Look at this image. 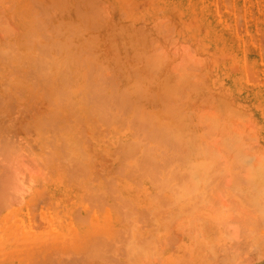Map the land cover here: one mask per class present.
<instances>
[{
	"label": "rangeland",
	"instance_id": "obj_1",
	"mask_svg": "<svg viewBox=\"0 0 264 264\" xmlns=\"http://www.w3.org/2000/svg\"><path fill=\"white\" fill-rule=\"evenodd\" d=\"M0 1L2 2V4L0 3V7H1L0 13H2V15H0V17L1 16L2 17L3 16L8 17L9 15H11L14 19L13 20L12 18H10L11 16L8 19H6L5 17H3L5 19L2 18L3 22L4 23L6 22L5 23L6 29H8V26L10 25L9 27H11L10 28L11 30H8V32L11 31V34H9V36H8V32L6 31V29L0 28L4 33L6 32V34H7V35L3 34L2 31L0 30V33L2 35H5V41H4V40H2L4 38L0 34V50H4V52L0 51V53H3L2 54L3 57H4V55H6L8 53V52L6 53L7 48L9 49L8 45L11 44L12 39H13L14 44L12 43V45H15V46H12V45H11L12 47L10 46L11 50L10 49H9L10 51L8 50L10 52V53H8V56L10 55L11 58L10 57H8V58L12 59V58H14L13 56H16V58H14V59L19 60L18 64H17V60L13 59V60L9 61V60H7L8 58L6 55L4 59L1 56L2 60H4V62L6 60V62L5 63L3 61H2V63L0 62V149L1 148L3 149V147L5 146L4 144H6L7 148L10 146L9 147L10 150H8V151H10V153H11V155H10V153L6 152L8 155L11 156V159H10V156H7V154L5 152H1L2 150L0 151V179L1 180L3 179L2 182L4 184H6L5 182H7V185L9 183L8 181L12 180V182H13V183L11 182V184L9 183L8 187H7V185L3 184L4 187L6 186L7 188L5 187L3 189V185H2L3 190H0V264H104V262H105V264H107L106 261H104L105 255H108V253H112L114 255L116 250H117V253L119 252L117 254V256L115 257V259L118 261H116V260L113 261L112 258H111L112 259V261H111L108 258L110 260V262H112L114 264H126V263L127 264H148V263L149 264H216V263L217 264H220V263L221 264H229L227 262L228 258H225L229 255L226 256L225 252L227 251L226 253H228V252H230L231 249H229L230 247L228 249H226L225 245L231 242L232 244H230V245H231L232 249H234L232 245H233V242H235V241L237 242L239 240L238 239L239 237L237 236L239 234H237L235 232L237 230H235V228H234L235 231L233 230L232 233L235 232L236 234L234 233L235 236H233V237L235 239V237L237 236L238 240L235 239V240H233V242L230 240V238L228 236H226L227 234L225 235L226 236V238H225L224 234L227 233V231L231 232V231H229V229L231 230L232 228H229V226L231 225L232 222H233L232 226L234 227V222H237V219L245 218V216H243V217L241 216L242 218L237 217V216L242 215L241 213L245 209H246L245 212L246 213L249 212V214H251L250 210L255 211L254 214H256V212H258V210H257L258 207H259V209H262V207L260 208L261 205L258 206V204H260L261 202L260 203H257V202L260 201V198L262 197V195H264V193H262L264 191L260 190V189H262V190L264 189L263 185H262L263 188H262V186H260L261 188L259 187V189H258L257 186H252V184L249 183L250 185L247 184L248 188H250L249 186H252L253 189L250 188L252 191L255 192V191L260 190L259 193L261 194L260 196L258 194L259 197H256V195H251L252 191L249 192V189L245 187V186H247L243 180V179H245V178H243L245 176V171L242 170V168L244 166L245 169L247 170V172L249 171L248 169H250V165L252 163V162H250V160H252V158L256 161V158H254V157L259 156L258 159L261 157H264V0H97L98 2L96 0H34V4L38 5V7L40 6L39 4H41L42 6H43V4L45 6L46 5L49 6L48 8H46V11H45V8L39 7L40 10L43 9V12H45V14L48 10L49 11L48 12L49 14L47 13L48 15L46 14V16H44L45 15L44 14L42 16L43 12H41V13L37 12L38 13L37 15L40 16L41 18L39 19L38 17H36V15L34 16L36 20L38 18V21L45 22L44 25H46V26H44L45 28H43V27L41 28L42 31L47 30V32H45L47 34H45L43 32V34H45L43 36H45V37H43L41 35V39H43L42 43H44V41H45L44 39L49 36V37H51V39H54L56 42H54L52 40V43H51L49 41L50 39L48 38V39H46L47 41H45V44H47V46H48L49 42L51 43L49 45H53V43H55L56 47L59 45L58 47L60 48V46L63 45L60 42H63L64 40H66V37L68 36V37H70V39L68 37L67 38L69 41L71 40L72 44H77L76 46L74 45L76 48L74 46L72 48V46H71L72 44H70L69 41L68 42L66 41L64 44L66 45L68 43V46L66 45L67 47L64 50L62 47L65 45H63L60 49V53H59V50L57 51V49L54 48L55 46L54 47L50 46V49H51V47H52V50L54 48V50H56L59 54L56 53V51L53 53V51H51L48 47H45L46 46L45 45L44 50H46V49L50 50V52H48V50H47V52L49 53V56L52 59L47 58L48 54H47V52L45 53V51H44V53L42 55V59H44V60L46 59V60H45V63L43 62V64L41 65L42 67L39 66L35 62L36 59L35 60H32L30 58L28 59V56L30 54H33V49H34L33 45L30 46V51H32V52L27 51L28 49L21 48V46L29 48V45H30V44H27L25 46L24 42L21 39H23L22 37H24V35L30 34L29 30L31 28H29L30 25H28V23H27L29 21V18H27V17H29L28 13L31 11L22 10L23 12H26L24 14V13H19V12L17 13V11H15V9L17 8L18 5L20 6V8H23L24 5L27 7L28 5H26V4L27 3L30 4L31 0H23V1L17 0V2L15 1L16 3L14 2V0H10V1H7L8 5L5 2L6 0H4V1L0 0ZM35 1L40 2V3L37 4V3H35ZM57 1L61 2V3H58ZM3 2H5L6 4L5 3L3 4ZM10 2H13V3H10ZM14 3H15V5H14ZM32 3H33V0H32ZM48 3L52 4V5H49ZM5 5H7V6H5ZM91 5H92V7H91ZM9 6H10V8H9ZM34 6L35 5H33V7ZM45 6H43V7H45ZM38 7L36 9V6H35L34 7L35 9H32V12L34 10L38 11L39 10ZM52 7H53V9L57 8L58 10L56 9V11L52 13L51 11H54L53 9H50ZM88 7H89V9H88ZM60 9H61V11H60ZM40 10H39V12H40ZM63 10H65L66 13ZM36 11H34V14ZM31 14L32 13H30V16H33ZM24 16H26V17H24ZM32 20H34L33 17H32ZM0 22H2V21H0ZM3 22L0 25H3ZM20 22H21V24H20ZM57 23H59V24H57ZM11 24H13V25H11ZM49 24L52 26L51 27L48 26ZM53 24H56L57 30H60L62 32V33H60L62 35L59 34V36L61 38L60 37L54 38L52 36V35L56 34V32H57L56 28L54 27L55 25H53ZM24 25H25V27L22 30V27ZM58 26H59V28H58ZM49 27L51 29L53 27L54 33H52V31L49 29ZM60 27H61V29H60ZM48 29L50 31H48ZM12 31L14 34H12ZM31 32H32L31 34L34 33L37 36V33L34 32L33 29H31ZM36 36L33 35L34 38H32V36H31L32 43H34L35 41H37V42L40 41V39H38ZM57 36L58 35H56L55 37H57ZM151 39L153 42L149 41ZM1 40H2V42H1ZM17 40L19 41L20 44L17 43L18 42ZM29 40H30V37H29ZM57 40H59V43L61 45L59 43H57ZM3 42H4V44L7 45L6 46L3 44L6 47V51H5V48L3 49V46L1 45ZM79 43H80V45H79ZM81 43H83V44L81 45ZM139 44L142 46H140ZM16 45H18V46H16ZM149 45H151V46H149ZM13 47L15 48V51L17 50L18 52L15 53V51H12ZM14 48H13V50H14ZM79 48H81V49L78 50ZM89 48H90V50H89ZM19 49L21 50V52ZM155 49L156 50L158 49L157 50L158 55L156 54L157 51ZM24 50H26L27 52H25ZM63 50H64V52H63ZM83 50H85V53L83 52ZM124 50L127 53V55L124 52ZM141 50H143V53ZM79 51L83 52V53H80ZM155 51H156V53H155ZM135 52L138 53L137 56H136ZM13 53H15L16 55ZM77 53L79 55H77ZM12 54H13V56H12ZM53 54H55V55H53ZM132 54H135V56H133ZM140 54L142 55L143 58L139 57V59H138V56H141ZM63 55H65V56H63ZM74 55H76V57L80 56V57H78L79 59L76 58ZM121 55H123V56L121 57ZM67 56H68V58L66 60ZM84 56L85 57L87 56L85 59L87 61L86 63H85V60L82 59V58H84ZM114 56L116 58H114ZM126 56H128V57H126ZM156 56H157V58L154 59ZM70 57H71V60L76 58L77 61H79V62H77L75 60L76 65H74L75 61H73L71 68H70L69 63H68L69 65H67V62L70 61ZM134 57H135V59H134ZM160 57H161L162 61H161ZM22 58L23 59L27 58L25 60L26 62ZM61 58L64 60H62ZM80 58L82 60H84V62ZM158 58H159L158 62H160V63H158L156 65L157 66L156 67L157 69L155 68L157 70V71L155 70L157 72V75H156L154 69H151V68H153L151 66L154 63L153 64H151V63L153 61L156 62V60ZM60 59L62 61L66 60V63L62 62ZM29 60H31L33 62V63L31 62L32 65L34 64V62H35V64H37V65H35V67L36 66L39 67V68L36 67V68H38L37 71L40 69V67L42 68V70H45V71H41V69H40L41 72H38V75H39L38 78L41 79V81L44 80L43 83L47 79L48 81L46 80V82L44 84L47 87H44V85L43 86L39 85L41 82H40V80H38V78H36L38 76L36 68L33 67L34 70L36 71L35 72L32 69V66L29 63ZM49 60H52V62L55 61V64L54 63L52 64V62ZM113 60H114V62H113ZM121 60H123L124 62ZM149 60L151 63L149 62ZM80 61H82V62H80ZM7 62H8V64H7ZM49 62H51L52 65ZM58 62H59V64H58L59 67L56 68L55 65ZM60 62H62L63 65H62V63L60 65ZM77 63H78V65H77ZM87 63H88V65H87ZM135 63H137V65ZM140 63H141V65H140ZM83 64L85 66V68H84L85 70H86V68H87V70H90V71H88V73H87V71L83 70V66H81ZM43 65H44V67H49V70L46 68L48 70L47 71L43 67ZM66 65H67V67H66ZM131 65H132V67H130ZM63 66H65L66 68ZM74 66H76L75 69H74ZM134 66L136 68H134ZM154 66H155V64H154ZM60 67H61V69L64 68L63 70H66L67 74L71 73V74H69L71 80L69 79V77H68L69 75H68L67 76L68 80L66 81L67 83H68V81H70L69 86H68L69 88H67L66 85H68V84L66 82L60 83L58 81L61 78L60 73L58 71V70H61ZM78 67L79 68L81 67L82 70L79 69ZM89 67H90V69H88ZM29 68L32 70H30ZM72 68L75 71L80 70L79 72L81 73L80 74L81 77L78 75L79 72L76 71V73H75ZM56 69H57V71H56ZM63 70H61L60 72H63L64 73L63 75H67V74H65L66 71L64 72ZM91 70H93V71H91ZM109 71H110V73H109ZM168 71H170V72H168ZM175 71H177L178 73L176 74ZM25 72H27V73H25ZM47 72H49L50 74H47ZM146 72H148V73H146ZM150 72L152 74L155 73V75H153V76H156V77H153L154 78L153 81H152L153 78L152 79L148 78L152 75ZM172 72L174 74H172ZM185 72H186V74H185ZM30 73L37 75L36 77H34L35 78L34 81L36 82V79H37L39 81V84L33 85V83H35V82H33L31 84L30 80H27V78H30V79L33 78V75H31ZM85 73H87V75ZM143 73H144L145 77L142 76ZM145 73H146V75H148L149 73L151 75L146 76ZM25 74H27V75L30 74L31 76L29 77ZM41 74L43 76H41ZM58 74H59V79L57 80L56 77L58 78ZM163 74H164V76H163ZM83 75H86L87 78H89V79L91 76L92 77L94 76L93 78H95L96 81H97L96 77H98V79L100 81H97V82L100 85L98 84L95 86V84L94 83L93 84L95 87L98 86L100 88V91L103 92V93L101 92L102 93L101 96L105 95V94L108 95V93L110 94L109 90L111 92H114L116 95H117V93H119L121 91L123 92L125 90L123 93L118 94L121 96V100L124 101L127 99L125 102L128 103L131 101V104H133L136 101L134 104L138 109H136V107L134 106L135 107V110H134L133 105H130V104L128 105L127 103H125V105H126L125 108L120 107V108H122V110H124V109L125 110L121 111L120 109L117 110L116 108L118 106L116 104H114L117 107L115 109H114V106L112 108L109 107V108H111V112H112L111 117L112 118L110 117V115L108 116L110 119L109 120L110 123L106 124V127L104 126V124L103 125L102 124L101 125L100 124H93V123H97V121L95 122V121L91 120L93 123L90 122L89 120L91 118H88V120H87V113H86V115L84 113V112H86V110H85L86 108L84 105L86 100L84 99L85 96H82V94H84L82 92L85 91L84 88H87V85L84 84L83 88L81 85H83V83H84L83 79L86 80L87 78H84ZM138 75H141V76H138ZM158 75H159V77H158ZM178 75H180V77H179L180 80H182V77L185 75L184 77H185V79L187 78L188 81L187 80L185 81V79H183L184 82L183 81H180V82H182L181 84L184 83L185 86L189 85L190 87L187 86L188 87L187 89L182 88L183 90H181V88L179 89V87H177V86H176V88H174L175 87L174 83H176V84L178 83V81H176L179 79ZM45 76H46V79H44ZM76 76H78V77H76ZM162 76L165 79L162 81H164V82L167 81V85H166L167 87L166 88L164 87L166 89V91H164L165 90L164 88L162 90L161 86L158 85L159 81H160V84L162 83V85L164 83V82H161V80H159L160 77L162 78ZM25 77H27V78H25ZM92 77H91V79H92ZM146 77H147V80H149V81L151 80L150 83H149V81L148 82L145 81L146 83H149L148 86L144 82V79H146ZM174 77L175 78L177 77L178 79L177 78L175 79ZM53 78H55L58 81L57 83H59L60 85L62 84V86H61L62 88H63V85L66 84L64 86L68 90L65 87H64L66 89V90H64L65 93H64V91L59 90V88H57L58 86L56 85L55 79H54L55 84H54V82H52ZM115 78H116V80H115ZM76 79H77V83H78L77 85H76V82H74ZM79 79H80V81H79ZM133 79H135L136 81ZM90 80H88V81H90ZM32 81H33V79H32ZM78 81L81 83H79ZM88 81L86 80L85 83L88 84L89 83ZM115 81H117L116 84H115ZM132 81L134 83L137 82L138 84H136V83L135 84L139 88L141 86L142 90H140V91H142V92H139L137 89H136V91L134 90L133 86L135 84L131 87V85L133 83ZM138 81L140 82V84H143V87H142V85H139ZM92 82H94L93 79H92ZM106 82H109L108 86L105 84ZM118 82H119V84H118ZM169 82H171V83L174 82V83L170 84ZM180 82H179V84H180ZM3 83H4V85H2ZM5 83H6V85H5ZM127 84L130 85V88H133L132 91H135V93L133 92L134 95H133V93L131 94L132 91H131V89H129V86ZM181 84L179 85L180 87L183 86ZM50 85H51V87H50ZM54 85H56L57 87H55ZM144 85H146V86H144ZM168 85L169 86L174 85L173 87L171 86L172 88L171 87L169 88L170 92L174 88V90H173L174 93L175 94L178 93V94L177 95L172 94L170 96L172 97L174 95V97H173L174 100H176L178 98L179 100L178 101L176 100L178 103L174 102V104H173L174 100L171 101L170 100L171 97L168 98L169 96L168 97L166 96L167 93H170L169 90L167 91V88L169 87ZM53 86L55 88H57V90H59L61 93L59 91H57ZM90 86L92 87V85H90ZM156 86L158 88L160 86L161 92L162 91L166 92V95H164V93H162V94L159 93V95L161 94L162 96H164L163 100H165V96H166L167 97L166 100L168 99L167 102L171 105L169 107L168 106L169 104H167L166 100L162 101V102L159 101L161 104L164 102L163 107L166 104L168 106V108L165 106L166 108L164 107L165 109H163V110H166V109L168 110V113L164 111L167 114L166 117L164 116L163 113H161L162 115L159 114L163 110L161 108L162 105H160V103L158 102V99L156 97V96L159 97V95H157L159 90L157 89ZM95 87L94 88L92 87V89H96ZM138 87H136V88H138ZM53 88L56 91L52 90ZM76 89H81V90H76ZM137 91H138V93H141V94H139L141 96L137 95L138 94ZM152 91H153V93H152ZM51 92H55V94L57 96ZM56 92H58V93H56ZM86 92L87 91H85V93ZM126 92H127V94H126ZM143 92H145V93H143ZM150 92L152 93V95H150L151 94ZM60 94L62 97H63L62 94H65V96H67V94L69 95L65 99H63V101L64 100L66 102L69 100L71 101V102L69 101L71 103L70 106H72V108H74V112L77 110L76 111L77 113L75 112L77 114L76 118L74 115L75 113L73 111H71V109H72L71 107H70L71 109H69V110H70L71 114L74 113L73 114L74 116L70 114L69 115L70 118H69L68 115H66L67 112H69V110L66 111V109H65L66 106L63 104V102L60 101V103L63 104L64 109L61 107L62 108V110H61V108L58 107L60 104L59 100H61V98H62V97L60 98ZM98 94L96 95L95 91H94L95 97H98L99 96ZM44 95H45V97H44ZM79 95H81L82 98L84 97L83 98V100H85L84 102ZM110 95H108L109 98H111ZM118 95H117V97L116 96L115 97L118 98ZM153 95L155 96V97H153L154 101H152L153 98H151ZM53 96H55V98L57 97L56 100H53V103L58 104L56 106V108H59V109L52 107L53 104H52L51 100L54 98ZM120 96L118 99H120ZM122 96H123V99H122ZM144 96H146V97H144ZM147 96H148V99H147ZM149 96H151V97H149ZM162 96H160L159 98H161ZM182 96L183 97L185 96V98H183ZM50 97H52V99H49ZM175 97H176V99H175ZM180 97H181V99H180ZM98 98H100V97H98ZM100 99L103 101L102 98H100ZM185 99H187V100H185ZM46 101H48V103ZM55 101H56V103H55ZM66 102H64V103H66ZM69 102H68V104L66 103V105H69ZM104 102H105V99H104ZM154 102H156V103H154ZM101 103L103 104V102H101ZM62 104H61V106H62ZM153 104H155V105H153ZM145 105H146V107H144ZM171 107L173 109V113H174V110H176L175 111L176 115L172 114V112L169 110V108H171ZM128 108H129V110H128ZM52 109L53 110L56 109L55 112H53ZM112 109H114L113 110L114 112L112 111ZM233 109H234V112H233ZM133 110L139 111L138 115L134 114L137 117L138 116L142 117L143 115L140 113H142L143 111H144V113L145 112L147 113L146 115H148V116L145 115L146 118L148 117V120H147L148 124H147L146 128H148L149 130L148 129H147V131L143 130L144 131L143 134H146V136H147L148 132L151 133V129H153L154 124H156V122H154V119H155L157 114H159V115H157L158 117L156 118L158 121L157 124L158 125L163 124L162 125L163 127L164 126L167 127V125H168V128H169V124H165V123L170 122L169 119H171L172 115H175L176 117L174 118V116H173L174 119H171V122H172V120H176V122H177L176 126H178V127L180 126V128H182L181 125L184 124L183 122H186L188 120L189 116L191 115L190 120H188V122L189 121L190 122L186 123L188 125L189 129H187V127H186V129L182 128V129H184L183 130L184 133L186 131L189 132V133H185L186 135L181 134V136H179L180 134L176 133L178 135V136H176L175 132L176 131L178 132V130L175 127V123L173 124L174 125L173 127L176 128V131H174L175 128L171 127L174 134H175V137H177V138L181 137V139L179 138L178 140H182L183 135H184L183 137L186 139V136L189 134H191V135L195 134L194 138L196 137V138L200 139L201 137L199 135H201V132L203 130H205L208 133V131L205 128H203V126L201 124H199V122H198V120H196V118L199 119L202 117V118H210L211 119V117L214 118V117L218 116L219 114H220L219 115L220 117L218 116L219 118L223 117L221 119V121L223 120L224 123L222 122V124H221L220 119H218L219 125H217V126H219V128L215 127L216 126L215 125L214 126L215 127L214 129H216L214 132L215 135L213 134L214 140L219 141L220 139L216 138V137L221 136V140H220L221 144H222V142H224V144L222 146L220 145V142H219V146H221L220 149L224 147L223 149H224V154H225V152L231 148L230 146H228V148H226L225 147L226 144L229 142V145L232 146V142L234 141V136H235V140H236L235 144L240 142V144L242 146V148H241L242 152H244L245 155H246V153H248L247 155L250 154L249 157H252L247 162V164L249 163L248 166L247 165L245 166V164L243 165V163H245V162H243L244 159L241 158L242 163H240L238 165V167H240L239 168L240 170L235 169L231 173H230V171H228V172L225 171V174H226V172L228 174L227 178L224 176L225 179H230L232 176H234L237 173V171H240L239 174H241V171H243L244 175L242 173V175H238V176H239V179H241V176H243L241 180L243 181L242 184L243 185L245 184L244 187H242L243 185L240 186L241 183L239 185L235 184V185H237V187H236V189L235 188L233 189L234 190L233 192H231L232 187L235 186L234 183L232 185L233 181H230L231 182L230 183L228 180H226L227 182L224 181L225 184H221V183H223L221 181L224 178L223 177L221 180H219V179L216 180L213 183V185H211L212 183L208 184V186H213L212 191H213V189L216 190V188L219 186L218 184H221V186L222 185H225V186L229 185V187H230V184L232 185L231 188L225 187V189H223L225 192L224 191L220 192L223 187L219 188L220 187L219 186L217 188V193H218V189H220L219 193L221 194V196H219L220 195L219 193H218L219 195H217V193L214 194L215 190L213 192L211 191L213 194L209 191H206L207 189L204 192L202 190V188L200 187V184H199V187L201 188L200 190H202V192H204V194L206 193L208 196V199L205 202L206 205H209L207 203L208 201L215 204V200L213 199L214 197L211 200H209L211 198L210 195L211 196L215 195L224 201L223 202V204H224L223 209L227 210L229 208L228 209L229 212H230V209L234 210L232 213L233 214L232 216H234V214L237 215V216H235L237 218L233 219L235 221H232L231 216H230L231 213L230 214L227 213L228 211L225 213L221 212V213H224L225 217L228 216L230 218V219L229 218L228 219L231 220L230 222H228V224L230 223L228 226V230H227V228L225 229V230H227L226 232L224 231V233H223V231H222L224 229L223 227H224L225 223L223 225L221 223L219 226L218 221H216V223L214 222L216 225L213 224V221H214L213 216H215V215H216V217H219L220 220H222V222L226 221L225 220L226 218L223 217L224 216L223 214L221 215L219 212V214L222 216V217H220L218 214L214 213L217 211L216 210L217 208L219 209L218 211H220V210L224 211L223 209H221L223 207V205L221 206L220 204H222V203H220L219 201L216 200L219 205L216 202V204L213 207V209L216 211L213 212V210H209V208L204 207L203 201H199L202 203L201 205H198L196 203L198 201L193 202L194 205H192L193 203L191 204L193 206V209L191 207H189V205L187 204L189 202H187L186 204L188 205V207L186 206L185 211L188 213L186 215V213H182L184 211H181L182 209L179 206L183 203V198L181 197L182 195H180L179 200L174 199V201L176 200L175 204L173 203L174 206L172 204V202H174L172 199L174 197L173 193L171 195L173 197H170V199H171L170 201H172V202H170L171 205L168 204V202H167L169 200L165 199V197L167 198V196L170 195V193L176 189H174V190L171 189L172 190L171 191L167 187L169 189L168 193H167V188H162L161 186H163V185H161L159 187H161L162 189H165V190L161 189L162 192L159 193L160 192V188L158 187L159 183H157V184H153V183H155L156 180L159 181L161 179L160 177H159L160 179L156 178L155 181L151 183V181H149V180L147 181L148 178L141 179L140 177L137 176V178L140 180V183H138L139 182L138 179L135 180L136 179L135 176L137 175V173L135 172L136 173L135 174V173L131 172L133 175L129 174L127 162L125 163L124 161H121L122 159L118 158L114 154V152H110L112 141L117 140L118 143H121V142L126 143L125 140H127V138H129L130 134L133 133V131L132 132L127 131V124L128 125L132 124V123H130L132 120L136 121V123L139 124L142 122L141 120L145 119L144 117L141 120L138 119V120H140V122L137 120V118H135V120H134V118H133L134 116L131 115V113H133ZM181 110H183V111H181ZM229 110H232V112L236 116V118L238 120L237 123H232L234 118H230V117H232V113H230ZM50 111L53 112L52 116L56 117L58 119V120L55 119V121H57V122L52 121L54 118L50 115L52 112L50 114H48ZM187 111L189 113H187ZM123 112H124V114H123ZM169 112H171V113H169ZM178 112H179V114H178ZM215 112L218 114L215 115L216 114ZM235 112H238V114ZM126 113H127V115H126ZM149 114H151V115H149ZM177 114L179 116L181 114V116H180L181 118ZM183 114L184 115L190 114V115L187 117H185V116L183 117ZM57 115L59 116L60 119L57 117ZM78 115H80L81 117L78 118L79 117ZM123 115L125 116V118L123 117ZM46 116L48 118L50 117L49 119H51V120L47 119L49 121H46V118H47ZM152 116L154 119L152 118ZM177 116L180 119L184 118L183 122H181L177 118ZM149 117L153 121H149ZM74 118L75 119L78 118L81 120V122H83V127L81 130H79V127L81 126V124H80V126H78V124L80 123V120H77V122H76L74 120ZM42 119L45 122L47 129H46V126L44 125L43 121H42L43 123L41 122L42 124H39L40 122H38V121L39 120L41 121ZM161 119H163L165 121L162 122ZM229 119H230V121H229L230 126H233L231 128H230L229 124H227ZM68 120H69V123H71L70 122L71 120L73 121L74 124L72 123L71 125H73V126L76 125V127H74V128L78 127V129L74 130V128L71 125H69L73 128V130H70L73 133H70L69 130H68V132L71 135L72 134L74 135V133H75V135H76V136L74 135L75 137L71 136V135H67V137H65V135L68 132L65 131L66 134L63 132L64 130H67V129L65 127H63L62 125L65 124L67 127ZM177 120H179L180 122H178ZM237 120H234V121L236 122ZM243 120H244V123L247 122L246 127H245L246 124L243 123ZM206 121L207 120H205V121L203 120V123L202 122L201 123L204 124V123H206ZM47 122H48V124L49 123L50 124L49 125L46 124ZM54 122L56 123V126H55ZM75 122H76V124H75ZM171 122H170V126H172ZM173 122H175V121H173ZM214 122H215V120H214ZM214 122H212L210 124H213ZM149 123L152 126L151 129H150ZM178 123H180V125ZM194 123H195V125H194ZM196 123L201 125V127L198 126ZM207 123L209 124V122H207ZM143 124H144V121H143ZM157 124H156V126H157ZM39 125L40 126L44 125L45 128H44V126H41L42 127L41 128ZM145 125H146V123H145ZM148 125H149V127H148ZM220 125H224L225 130L223 129V127L220 128ZM226 125H227V127H226ZM235 125L236 126L238 125V126L235 127ZM248 125H249V127H248ZM69 126L67 128H69ZM98 126H99V128H98ZM124 126H125L126 130H125ZM139 126H140V129L135 130V131H138L139 133H141L142 126L140 124H139ZM162 126H158V129L161 128ZM205 126L207 127L206 124H205ZM36 127L38 128V130ZM57 127L58 128L60 127V130H62V127H63V131H60ZM208 127L210 129V127H212V125H209ZM39 128H40V130L41 129H44V130L40 131ZM168 128H166V129L168 130ZM201 128L203 129L202 131H201ZM54 129L56 132L53 131ZM170 129H169V131H170ZM190 129L193 131L192 133H190L191 132ZM218 129H220L219 130L220 132L218 131ZM234 129H236V130H234ZM248 129H249V131H248ZM50 130L53 131L54 133H50ZM58 130H59V132H58ZM216 131H218V132H216ZM221 131H223V133H221ZM228 131L232 134L234 132L235 133L233 135L231 134V136H230V134H228L229 133ZM126 132L129 134L124 135L123 133H126ZM152 132H153V130H152ZM180 133H181V129H180ZM198 133H200V134H198ZM211 133H213V132H211ZM211 133L210 134L208 133V135L207 134L206 135L209 139L213 140V138L211 137L212 136ZM220 133H221V135H218ZM237 133H239L240 136ZM54 134H55V136H53ZM8 135H10V136H8ZM79 135L80 136L82 135L81 136L82 139L79 137ZM132 135L130 137H132ZM236 135H237V137H239V139L236 137ZM61 136H64V139H66V140L61 139V138H63ZM77 136H78V138H77ZM197 136H199V137H197ZM47 137H48V140H47ZM203 137H204V135H202V138ZM224 137H225V139H224ZM228 137H230V138L232 137V139L230 140ZM58 138L60 140H58ZM73 138L75 139L76 142H74ZM76 138L79 140V142ZM68 139H70V141L72 140V142H70ZM185 139H183V141H185ZM205 139H206V137H205ZM209 139L207 141L205 140V143H207L208 141L211 143L212 141ZM226 139H228V140H226ZM214 140H213V145L215 144L217 147L218 143H217V141L214 142ZM239 140H241V141H239ZM168 141L170 142V138ZM225 141H228V142H225ZM65 142H68L69 145ZM147 142H149V141H146V143ZM167 142L165 144H169V146H172V143H167ZM230 142H231V144H230ZM48 143L51 145V149L53 148L52 152H51V149L50 150L46 149V148H50V146H47ZM61 143H62V146L65 145L64 147H65V149H67L66 151H70L69 154L65 152L64 148H63L64 150H62ZM71 143H73V145H74V143H76L74 145L75 148L73 147V145ZM77 144L80 145L79 147H81L80 148L81 150L79 148H78V151L76 150V147H78ZM235 144L233 142V145H235ZM240 144H237V145L240 146ZM52 145H53V147H52ZM66 145L71 146V147H69V149H68V148H66V147H68ZM151 145L152 144H150V142L146 144V146H149L150 148H151ZM213 145H212V147L215 148V146H213ZM219 146H218V148H219ZM6 147L4 149L5 151H6ZM11 147L13 149L12 152H11ZM44 147L47 150V151L46 150L45 151L48 152L47 154H45L46 152L44 151V149H42ZM58 147H60V148L58 149ZM212 147H209V148L212 149ZM54 148L56 149V151L54 150ZM73 148L75 149L74 152H73ZM218 148L217 149L215 148L214 150L216 152L217 151L219 152ZM233 148L230 149L231 151H229V152L231 154H229V155L230 156L234 155V157H235V154H233L232 151H234L236 153V151H238V150L236 148L235 149H233ZM57 149H58V151H57ZM169 149H170V147H169ZM152 150H154V149H152ZM185 150H184V153H185ZM60 151L64 152V154L67 155V158L68 157L69 158L68 159L65 158L66 155L65 156L62 155L63 153ZM79 151H81V155H84L85 159L80 158V161L81 160L84 161V163L86 164L85 167H84V164H82V166L79 167L81 165V164H79L80 161H78V160H77L78 162L76 161V159H79V156H77L80 154V153L78 154ZM55 152H56L57 156L58 155L62 156L61 159L59 158L60 156H58V157L54 156L56 159H58V160H56L57 166L51 165V164H53V162L55 164V158L52 155V153L54 154ZM72 152H73V155H72ZM82 152H84V153L82 154ZM216 152L214 153V156L216 158L218 156L221 157V155H222V158L225 157L224 158L225 160H222L225 163V165H226V161H227V163L228 162L230 163L229 160H232L231 159L232 156L227 157V154L229 153L228 151H227L228 153L226 152V156H224V154L222 153L223 150H222V152L220 151L221 153L217 152L219 155ZM239 152H237V154ZM4 153L6 154V156L3 155ZM49 154L52 156L51 158H50ZM68 155H70L71 157ZM81 155H80V157H83ZM240 155L243 156V153H241ZM2 156H3V158H2ZM63 156H64V158H63ZM74 157L76 159H74ZM234 157H232V158H234ZM37 158H38V160H37ZM41 158H43L45 161H48V162L45 163V161ZM63 159L65 160V162L69 166H66L67 164L64 162ZM69 159H70V161L68 163ZM71 159H72V161H71ZM169 159H168V161L170 162ZM245 159H246L245 161H247V158H245ZM39 160H41V162ZM62 160H63V162L61 163ZM261 160H262L263 165H261V163H260V165L262 167H264V161H263L264 158L260 159V161L258 160L257 164H259L258 162H261ZM59 161L61 164H58ZM75 161L77 162V164L75 163ZM82 161L80 163H83ZM217 161L219 163V159H217ZM222 161H221V163H222ZM233 161H235V160H233ZM172 162H173V164H175V166L173 165L175 168H176V165L179 168H182L181 166L178 165L179 164L178 162L177 163L174 161H172ZM63 163H65V165ZM73 163H75V164H73ZM123 163L126 165H124ZM254 165L255 164H253V166ZM63 166L64 167L66 166L65 168H68L69 170H70L71 166L73 168H75L79 177L76 176L77 173L75 172V170L73 168L70 170L71 171L70 174L72 175L73 178L76 179L75 183H73L74 179H70V178H72V177H70L71 175L65 176L66 174H68L66 172H68L69 170L65 169ZM165 166L167 168V167H171L172 165L171 166L165 165ZM173 166L171 167L172 169H173ZM82 167L86 168V169H83L84 170L83 173L81 170ZM224 167L225 166H223L222 169H225ZM63 168H64V170H63ZM164 168L165 167H163V169ZM171 168H168V170ZM251 168H252V166H251ZM55 169L57 171L59 170V172L57 173ZM60 169H62L61 171H64V173H66L64 175V177H63L64 173H62V176H61ZM66 170H68V171H66ZM79 170L81 171L82 174L79 173L80 172ZM165 170L167 171V169H165ZM166 171H164V172H166ZM72 172H73V174H72ZM233 172H234V175L232 174ZM6 173H7V175H6ZM9 173H11L13 175H11ZM261 173H264V172H261ZM74 174H76V175H74ZM247 175L248 174H246V176ZM259 175L261 176L262 174L259 173ZM6 176H7V178L12 177L13 179H11V180L6 179ZM262 176L264 178V175H262ZM162 178H163V176H162ZM4 179H5V181H4ZM261 179H262V177H261ZM6 180H8V181H6ZM230 180H233V178H231ZM219 181L221 183H219ZM76 182H77V184H76ZM228 182L230 184H228ZM106 184L107 185L110 184L109 186H107L110 188H107L105 186ZM149 184L150 185L152 184L153 186L155 185L154 188L157 191H159L158 192L159 194H157V196H156L157 191H155V190L153 191V189H152L153 187L150 188ZM214 184H217L218 186L216 185V188H215ZM226 184H228V185H226ZM171 185H172V183L171 184L169 183L170 188H174L173 186L171 187ZM201 185H203V187L205 186V184H201ZM78 186H79V189H78ZM238 186L240 188H238ZM255 187H257L258 190ZM158 188H159V190H158ZM210 188L211 187H209L208 190H211ZM247 189H248V191L246 192L245 190H247ZM144 190L148 193H146V192L144 193ZM226 190L228 191L229 194L227 193ZM236 190H240L243 193V195H245V196H247V195H251V197L255 196L256 198H254L255 199L254 201L251 198L253 202L251 201V199L249 200L247 198V200L251 201L252 203L255 204V205L252 204L251 208H253L257 204V206H256L257 209L256 208H255V210H254V208L250 209L249 208L251 206L250 203H248V204H250V206L247 204L249 207L248 206L245 207V205H246L245 203H247L248 201L246 200V198H245V200H241L242 198L239 199V197H241V195H239V196L237 195L238 191L235 194L234 192H236ZM90 191H92L91 193H94V191H97V193L100 192L102 204H99L97 202H93V201H91L90 198L87 197V195L91 194V193H89ZM178 191H179V194H181L180 192L183 193L184 188H182V191H181V189H179ZM244 192H246L247 194ZM143 193H144V195H143ZM154 193H155V195H154ZM148 194L150 196L152 195L151 199H152L153 195H154V197L156 196L155 197L156 199L154 198L155 200H158V198H157L158 195L162 196L164 199L161 198V199H163V200H161L159 198L160 201L158 202V203H162V205L159 204L160 205L159 206L158 204H155L154 199H152L153 200L152 202L149 201V199L146 200V198L149 197ZM179 194L177 197H179ZM146 195H147V197H146ZM230 195H231V197H229ZM235 195H237L238 198ZM142 196H145V198ZM88 199L90 200V202H87ZM177 200L179 203H177ZM261 200H263V198ZM125 201H127L126 203H128V201H129V203L131 202V205L133 204V207H131L132 209H129V208L125 209V207L127 205L130 207L129 204L125 205V207L122 206V205H124ZM180 201H182V202H180ZM262 202H264V201H262ZM156 203H157V201H156ZM195 203L198 205L197 208H196ZM212 203H210V204H212ZM137 204H138V206H137ZM231 204H233V207H230ZM134 205H135V208H134ZM234 205L235 206L238 205L237 207H239V205H240L241 208H245V209L243 210V209L239 208V209L243 210L241 213H239V211H241V210H238V212H237V210H235ZM262 205L264 207V204H262ZM181 206H182V208H184L183 207V206H185L184 203ZM211 206H213V205H210V207ZM216 206H218V207L216 208ZM220 206H221V208H220ZM120 207L123 211L127 210V212H126L127 214L130 210L131 211L133 210L134 215H137V213H139V214L141 213L140 215L138 214L137 217L138 216L141 217L142 215L144 217V215H145L147 221L145 220L146 222L143 221V223H142V220H141V222H137L136 220H138L140 217L138 219H136L137 217L133 216V214L132 215L128 214L129 217L130 216L132 218L134 217V219H133L134 221H136L138 224L140 223L139 225H137L136 222H134L136 224L135 225L133 223V220L131 219V217L129 218V221L126 220L124 217H122V216H125L126 218H128L125 211H124L125 215L122 213ZM178 208H180V209H178ZM119 209H120V211H119ZM198 209L201 211H199ZM134 210H136V213ZM139 210H141V212ZM197 211H199V212H197ZM211 212L214 213L215 215H212ZM189 213H193V214L191 215ZM246 213H245V215H246ZM249 214H247L246 216H248ZM258 214H260V213H257L256 215H258ZM261 214H263L262 211H261ZM159 216H160V219H159ZM166 216H167V220H166ZM251 216H252V214L249 217L253 219V216L252 217ZM259 216L260 215H258L257 217H259ZM257 217L254 216V220H256ZM221 218H224V219H221ZM130 219H131V221H130ZM228 219H227V221H229ZM248 219L249 218H247V220ZM262 219H261V224H260V221L258 219H257V221H259V224L254 223L253 222L254 220H251V219H249V221H247V222H252V224L249 223L250 226L249 227L246 226L245 228H247V231H248V229L252 228L251 229L252 234H254V235H252L249 232L247 233L245 231V233L247 235H250V236H244L243 239L245 237H249V238H245L246 240H244L242 242V237H241V240L239 242H237V244L235 242V244L239 246L241 252L239 251V248H235V250H233L234 253L239 251V253H238L239 257H237L236 253L234 255L232 254L233 256H229L230 257L229 262L231 261L230 262L231 264H234V263L235 264H264V253H262L264 251V230L262 227V226H264V221ZM199 220H200V223L198 222ZM215 220H219V219H215ZM107 221H108V223H107L108 225L105 223ZM126 221H128V222H126ZM130 222H132V223H130ZM170 222H171V224H170ZM201 222H202V224H201ZM203 222H205L206 225ZM240 222L241 221H239V225H241L242 222H244V221H242L241 224H240ZM99 223L103 224L104 226L100 225ZM253 223L256 224V228H255L256 230L254 229L255 225H253ZM97 224L102 226V228ZM110 224H112V225H110ZM237 224L238 223H236L235 225L237 226ZM132 225H134V227ZM145 225H147V226H145ZM200 225L204 228H207V229L200 227ZM217 225H218L219 229L216 227ZM226 225H227V223H226ZM239 225H238L239 229L238 228L237 229L239 231H241ZM245 225H246V223L241 225V226H245ZM111 226H113V227H111ZM137 226L139 227V229L141 231L138 230ZM221 226H223V227H221ZM129 227L130 228L132 227L133 229L131 228V231H130L128 229ZM257 227H258V229H257ZM241 228H242V230L245 229L243 227H241ZM104 229H106V230H104ZM126 229H128L129 231L127 232ZM203 229L207 230L206 233L209 235V237L206 233H205L206 235H204L203 232H205V231H202ZM253 229L255 230V232L253 231ZM91 230H94L93 232H95V233L97 231V234L92 233ZM110 230H112V231L114 230V232L116 230V233L118 235H119V233L120 234L122 233V230L124 232H127L128 233L127 237L131 236L130 238H132L131 241L134 240V238L138 239L136 237L139 235L143 236L141 238L139 237L141 240L145 237H150V238H147V240L151 239L150 242H151V245H153V247L152 246L151 247L154 249H152L149 246H148L149 249H147V246H146L147 252L146 253L144 251L143 252L146 254V257L148 258L149 254L147 256V253L151 249V251L153 250L155 252V253L152 252L154 255L152 254L151 255L152 257L150 256L147 260H144L145 255H144V253H142L144 255L143 256L144 258H143V260H142V257L140 259L138 256L141 253L140 254L138 253L139 254L138 255L137 253L135 254V252L132 251V250H136V249L139 250V248H137V246L141 245V244L137 245V246L134 245V244H137V240H136V243H135V241H132L134 243H132V244L130 243V246L132 245L131 248L126 249V250H129V252H130L129 256H131L132 254L133 255L135 254L136 256L138 255L137 256L138 258L133 257V259H132L128 256L126 257V255H124V251H125L124 249L125 248L122 245L123 240L127 239L126 233L123 232L125 234V236H122V237H119L118 235H116V233H114L117 237H112L113 233L111 231L109 233V234L112 233L111 236L108 234L109 238L107 237V235H105V237H107L109 239V243L111 244L112 247H114V248L116 247L115 248L116 250L111 247L112 251L115 250V252L113 253L110 250V244H109V246L107 244L108 241L106 242L107 246L104 242V237H103L104 234H101L103 236L99 235L97 237L98 231L101 233L102 232L108 233ZM251 230H249V231L251 232ZM131 232H132V234H131ZM212 233H214V234H212ZM240 233H242V236H243L244 232L242 231ZM124 234H122V235H124ZM129 234H131V235L129 236ZM133 235H135V236H133ZM211 235H213V236L211 237ZM251 235L254 236L256 239L258 238V240L254 239L255 241H257L256 243H258V244L255 243V246H253L251 244L253 241V238H254V237L252 238ZM206 237L208 239H211V241L213 243L210 244L211 241H209L210 243H207L208 241L206 240ZM221 237H223V238H221ZM233 237H232V239H233ZM110 238L112 241H110ZM116 238H117V240H116ZM118 238H120L122 241L118 240ZM108 239H105V240H108ZM228 239L230 240L229 242H228ZM128 240H129L128 242H131L130 239H128ZM147 240L145 239V241H147ZM216 240H218V242ZM114 241L116 243V246H115V243H113ZM116 241L117 242L121 241V245L118 244ZM145 241H144V243H143V241H141V243H143V245H145ZM124 242H125V240H124ZM241 242H242L243 246L240 245ZM244 242L246 244L247 243L251 244V245H249L250 248H248V245H245ZM101 243L105 244L104 246L107 247L104 249L109 248L108 250L102 249V251H105L104 253H106V254L100 253L101 248L99 249L98 247H100L99 245ZM148 243H149V241H148ZM158 244H160V245L163 244L164 246L163 245L159 246ZM259 244H260V248H259ZM143 245H141V246H143ZM209 245L211 246V248L216 246L217 250L214 248H212V249L209 248ZM236 245H234V246H236ZM124 246H125V243H124ZM228 246H229V244H228ZM78 247L83 250V252H81L82 255H78V254H80V252L78 253V249H79ZM127 247L129 248V245ZM133 247H136V249L135 248L133 249ZM143 248H145V247H143ZM143 248L140 250H143ZM160 248H161V250H160ZM220 249H222V250H220ZM225 249H226V251H225ZM236 249H238V251H236ZM255 249H257V250H255ZM96 251H97V256H100L99 257L100 260L98 258L95 259V255H93V258L91 257L92 252L94 254V252H96ZM106 251H108V252H106ZM127 252L128 251H125V253H127ZM231 252L229 253L230 255H231ZM102 255H104L103 256L104 259L101 258ZM113 255H111V256H113ZM127 255H128V253H127ZM82 256H84L83 259H81ZM111 256H109V257H111ZM114 256H113V258H114ZM79 257L81 260H79ZM217 257H220V258L218 259ZM236 257L239 261L234 259ZM232 258H233V260H232ZM101 259H103L102 260V261H104L103 263H102ZM134 259H136V260H134ZM222 260H224V263L222 262ZM235 260H236V262H233ZM218 262H220V263H218Z\"/></svg>",
	"mask_w": 264,
	"mask_h": 264
},
{
	"label": "bare ground",
	"instance_id": "obj_2",
	"mask_svg": "<svg viewBox=\"0 0 264 264\" xmlns=\"http://www.w3.org/2000/svg\"><path fill=\"white\" fill-rule=\"evenodd\" d=\"M2 1H4V0H2ZM7 1H10V0H6V1H5V2L7 3V5H8V2H7ZM15 1L17 2V0H14V2H15ZM22 1H23V0H22ZM96 1H97V0H96ZM5 2H3V4H4ZM16 2H15V3H16ZM29 2H30V1H29ZM50 2H51V1H50ZM57 2H58V1H57ZM62 2H63V1H62ZM87 2H88V1H87ZM97 2H98V1H97ZM97 2H96V3H97ZM0 3L2 4L1 1H0ZM6 3H5V4H6ZM10 3H13V2H10ZM15 3H14V5H15ZM35 3L38 4V3H40V2L35 1ZM46 3H47V2H46ZM58 3H61V2H58ZM93 3H94V2H93ZM93 3H92V4H93ZM96 3H95V4H96ZM20 4H21V3H20ZM30 4H31V5H30ZM30 4L27 3L26 5H28V6L26 7V6L24 5L23 8H20V6L17 4L18 6H17V8L15 9V11H17V13L19 12V13H24V14H25L26 12H23L22 10H24V11H25V10H29V11H31V12L28 13L29 17H27V18H29V21H28L27 23H28V25H30V27H29V26H28V27L31 28V29H33V31L37 33V36H36L34 33L31 34L32 32H31V29H30V30H29V31H30L29 33H30V34H26V35H24V37L21 36V37L23 38V39H21V40L24 42V45H25V46H26L27 44H30V45H29V48H26V47H23V46H21V48L28 49L27 51H30V46L33 45V47H34V49H33V54H30V55L28 56V59H29V58L32 59V60H35V59H36L35 62H36L39 66H41V65L43 64V62L45 63V60H46V59H45V60L42 59V55H43L44 51H45V53H46L47 50H48V52H50V50H51V51H53V53H54V52L56 51V50H54V48H55V49H57V51L59 50V53H60V49H61V47H62L63 45H65L64 43H65L66 41H67V42L69 41L68 38L70 39V37L67 36L68 38L66 37V40H64L63 42H60V43L63 44L62 46H60V48L58 47V46H59L58 44H57V45H58V46H57L58 48H57L55 43H53V45H49V44L52 43V40H53L54 42H56L54 39H51V37L48 36L49 34L47 35L48 37H46L44 40L47 41L46 39L49 38V39H50L49 41H50L51 43L49 42L48 46H47V44H45V41H44V43H42V40H43V39H41V35L43 36V35L47 34V33H45V32H47V30L42 31L41 28H42V27L45 28L44 26H46V25H44L45 22H42V21L40 22V21H38V18L40 19L41 17L38 16L37 14L43 12V9L40 10L39 7H40V8H41V7H42V8H45V11H46V8H48L49 6H47V5L45 6V5L43 4V6H45V7H43L41 4H39L40 6L38 7V5L34 4V0H33V3H32V0H31V3H30ZM48 4H49V3H48ZM88 4H89V3H88ZM7 5H5V6H7ZM14 5H13V6H14ZM33 5L36 6V9H37V7H38V9L40 10V12H39V10H38V11L34 10V11H36L35 14H34V11L32 12V9H35V8H34L35 6L33 7ZM49 5H52V4H49ZM93 5H94V4H93ZM31 6H32L33 8H32ZM91 7H92V5H91ZM9 8H10V6H9ZM9 8H8V9H9ZM12 8H13V7H12ZM3 9H4V8H3ZM50 9H53V7L50 8ZM56 9H57V8H56ZM56 9L54 8V9H53L54 11H51V10H50V11L53 13V12L56 11ZM88 9H89V7H88ZM90 9H91V8H90ZM95 9H96V8H95ZM0 10H1V7H0ZM5 10H6V9H5ZM57 10H58V9H57ZM7 11H8V10H7ZM9 11H10V10H9ZM60 11H61V9H60ZM63 11H65V10H63ZM63 11H62V12H63ZM93 11H94V10H93ZM93 11H92V12H93ZM37 12H38V13H37ZM48 12H49V11L47 10L46 14H47ZM62 12H61V13H62ZM30 13H32L31 15H33V16H30ZM57 13H58V12H57ZM61 13H60V14H61ZM65 13H66V11H65ZM83 13H84V12H83ZM44 14H45V12H43L42 16H43ZM46 14H45L44 16H46ZM48 14H49V13H48ZM48 14H47V15H48ZM50 14H51V13H50ZM89 14H90V13H89ZM0 15H2V13H0ZM5 15H6V14H5ZM35 15H36V17H38L37 20H36L35 17H34ZM39 15H40V14H39ZM54 15H55V14H54ZM91 15H92V14H91ZM10 16H11V15H9L8 17H6V16H3V17H5L6 19H8ZM56 16H57V15H56ZM3 17H2V16L0 17V21H2V22H3V20H2ZM24 17H26V16H24ZM30 17H31V18H30ZM32 17H33L34 20H32ZM5 18H3V19H5ZM10 18L13 19L12 16H11ZM20 18H21V17H20ZM13 20H14V19H13ZM6 21H7V20H6ZM8 21H9V20H8ZM24 21H25V20H24ZM24 21H23V22H24ZM2 22H0V24H2ZM39 22H40V23H39ZM5 23H6V22H5ZM5 23L3 22V25H0V28H2V29H6V26H5L6 24H5ZM7 23H8V22H7ZM10 23H11V22H10ZM25 23H26V22H25ZM38 23H39L40 25H39ZM42 23H43V24H42ZM20 24H21V22H20ZM57 24H59V23H57ZM8 25H9V24H8ZM11 25H13V24H11ZM22 25H23V24H22ZM25 25H26V24H25ZM25 25L22 27V30H23V28L25 27ZM53 25H55V26H54L55 28L57 27L56 24H53ZM3 26H4V27H3ZM9 26H10V25H9ZM9 26H8V29H6L7 32H8V30H11V29H10L11 27H9ZM18 26H19V25H18ZM48 26L51 27L52 25L49 24ZM87 26H88V25H87ZM15 27H16V26H15ZM39 27H40V28H39ZM50 27H49V29L52 31V33H54V32H53V27H52V29H51ZM58 28H59V26H58ZM40 29H41V30H40ZM49 29H48V31H50ZM60 29H61V27H60ZM0 30H1V29H0ZM27 30H28V29H27ZM1 31H2V30H1ZM4 31H5V30H4ZM56 31H57V32H56ZM56 31H55L56 34H54V35H52V36H53L54 38H59V37H60L59 34L62 33V32H61L60 30H57V28H56ZM9 32H10V33H9ZM9 32H8V36H9V34H11V31H9ZM43 32H44L45 34H43ZM58 32H59V33H58ZM2 33H3V34H6V32L4 33L3 31H2ZM16 33H17V32H16ZM50 33H51V32H50ZM57 33H58V34H57ZM0 34H1V33H0ZM12 34H14L13 31H12ZM6 35H7V34H6ZM17 35H18V34H17ZM33 35L36 36L38 39H40V41H39V42L35 41L34 43H32V41H31V36H32V38H34ZM56 35H58V36L55 37ZM60 35H62V34H60ZM1 36L4 38V39H2V40L5 41V35H2V34H1ZM28 36L30 37V40H29V37H28ZM43 37H45V36H43ZM152 37H153V36H152ZM37 38H36V39H37ZM60 38H61V37H60ZM64 38H65V37H64ZM124 38H125V37H124ZM36 39H35V40H36ZM104 39H105V38H104ZM2 40H1V42H2ZM95 40H96V39H95ZM97 40H98V39H97ZM143 40H144V39H143ZM17 41H18V40H17ZM140 41H141V40H140ZM149 41H152V39L149 40ZM155 41H156V40H155ZM13 42H14V41H13V39H12L11 44L8 45V46H9V49H10L12 46H15V45H12ZM30 42H31V43H30ZM144 42H145V41H144ZM152 42H153V41H152ZM156 42H157V41H156ZM17 43H19V41H18ZM57 43H59V40H57ZM60 43H59V44H60ZM69 43L72 44L71 40L69 41ZM84 43H85V42H84ZM140 43H141V42H140ZM3 44H4V42H3L1 45L3 46V49L5 48V51H6V47L4 46V45H6V44H4V45H3ZM13 44H14V43H13ZM19 44H20V43H19ZM54 44H55V45H54ZM82 44H83V43H81V45H82ZM88 44H89V43H88ZM91 44H92V43H91ZM145 44H146V43H145ZM145 44H144V45H145ZM11 45H12V46H11ZM22 45H23V44H22ZM41 45H42V46H41ZM45 45H46V46H45ZM60 45H61V44H60ZM66 45L68 46V43H67ZM66 45L62 47L64 50H65L66 47H67ZM74 45L76 46L77 44H72V45H71L72 48H73ZM79 45H80V43H79ZM79 45H78V46H79ZM85 45H86V44H85ZM136 45H137V44H136ZM139 45H140V44H139ZM6 46H7V45H6ZM10 46H11V47H10ZM16 46H18V45H16ZM44 46H45V47H48L49 49H50V46H52V47L55 46V47L53 48V50H52V47H51L50 50H49V49L44 50ZM75 46H74V47H75ZM140 46H142V45H140ZM140 46H139V47H140ZM147 46H148V45H147ZM149 46H151V45H149ZM19 47H20V46H19ZM42 47H43V48H42ZM64 47H65V48H64ZM120 47H121V46H120ZM127 47H128V46H127ZM136 47H137V46H136ZM13 48H14V47H13ZM13 48H12V51H15V48H14V50H13ZM75 48H76V47H75ZM128 48H129V47H128ZM152 48H153V47H152ZM9 49L7 48L6 53H7V52L10 53L9 51H10L11 49H10V50H9ZM80 49H81V48H79L78 50H80ZM86 49H87V48H86ZM101 49H102V48H101ZM103 49H104V48H103ZM132 49H133V48H132ZM135 49H136V48H135ZM153 49H154V48H153ZM8 50H9V51H8ZM19 50H20V49H19ZM64 50H63V52H64ZM89 50H90V48H89ZM155 50H156V49H155ZM157 50H158V49H157ZM157 50H156V51H157ZM0 51H1V52H2V51L4 52V50H0ZM24 51L27 52L26 50H24ZM57 51H56V53H58ZM135 51H136V50H135ZM139 51H140V50H139ZM141 51H142V53H143V50H141ZM156 51H155V53H156ZM16 52H18V51L16 50L15 53H16ZM20 52H21V50H20ZM30 52H32V51H30ZM48 52H47V54H48V57H47V58L52 59V58L49 56V53H48ZM79 52H80V51H79ZM83 52L85 53V50H83ZM83 52H80V53H83ZM124 52H125V50H124ZM132 52H133V51H132ZM151 52H152V51H151ZM8 53L6 54V55H7V58H8V57L11 58L10 55L8 56ZM11 53H12V52H11ZM15 53H13V54H15ZM59 53H58V54H59ZM71 53H72V52H71ZM113 53H114V52H113ZM125 53H126V52H125ZM146 53H147V52H146ZM146 53H145V54H146ZM0 54H1V55H0V60H1L0 62L2 63V61L4 62V60H2V58H1V56L3 57V55H2L3 53H0ZM13 54H12V56H13ZM28 54H29V53H28ZM115 54H116V53H115ZM135 54H136V56L138 55V53H136V52H135ZM135 54H132V55L135 56ZM156 54L158 55V51H157ZM6 55H4L3 59L5 58ZM15 55H16V54H15ZM53 55H55V54H53ZM77 55H79V54L77 53ZM80 55H81V54H80ZM112 55H113V54H112ZM116 55H117V54H116ZM124 55H125V54H124ZM126 55H127V53H126ZM140 55H141V54H140ZM26 56H27V55H26ZM56 56H57V55H56ZM56 56H55V57H56ZM63 56H65V55H63ZM74 56L76 57V55H74ZM122 56H123V55H121V57H122ZM13 57L16 58V56H13ZM71 57H72V56H71ZM71 57H70V61H71V62H70V61L67 62V65L70 64V68H71V66H72V62L75 61V60L77 61L76 58H78V57H80V56L76 57V58L73 59V60H71ZM86 57H87V56H86ZM86 57L84 56V58H82V59L85 60ZM118 57H119V56H118ZM121 57H120V58H121ZM126 57H128V56H126ZM139 57H142V55H141V56H138V59H139ZM151 57H152V56H151ZM151 57H150V58H151ZM7 58H6V59H7ZM10 58H8L7 60L10 61V60H13V59H14V58H12V59H10ZM67 58H68V56L66 57V60H67ZM88 58H89V57H88ZM112 58H113V57H112ZM114 58H116V57L114 56ZM142 58H143V57H142ZM156 58H157V56H156L154 59H156ZM22 59H23V58H22ZM26 59H27V58H26ZM26 59H23V60L25 61ZM61 59H62V58H61ZM61 59H60V60H61ZM78 59H79V58H78ZM80 59H81V58H80ZM82 59H81V60H82ZM134 59H135V57H134ZM160 59H161V57H160ZM163 59H164V58H163ZM14 60H17V59H14ZM47 60H48V59H47ZM62 60H64V59H62ZM62 60H61V61H62ZM66 60H65V61H62V62L66 63ZM84 60H82V61L84 62ZM114 60H115V59H114ZM114 60H113V62H114ZM158 60H159V58L156 60V62L153 61L152 63H151L150 60H149V62H150L151 64H153V63L155 64V66H154V64L151 66V67H153V68H151V69H154V71L157 69V68H156V67H157L156 65H157L158 63H160V62H158ZM9 61H8V62H9ZM18 61H19V60H17V64H18ZM24 61H23V62H24ZM49 61L52 62V60H49ZM76 61L74 62V65H76V64H75ZM82 61H80V62H82ZM92 61H93V60H92ZM115 61H116V60H115ZM121 61H123V60H121ZM134 61H135V60H134ZM139 61H140V60H139ZM139 61H138V62H139ZM161 61H162V59H161ZM5 62H6V60H5ZM5 62H4V63H5ZM8 62H7V64H8ZM15 62H16V61H15ZM25 62H26V61H25ZM31 62H32V61L29 60V63H30V65L32 66V69L34 70L33 67H35V65H37V64H35V62H34V64H33L34 66H33V65L31 64ZM46 62H47V61H46ZM51 62H49V63L51 64ZM62 62H60V65H61ZM77 62H79V61H77ZM86 62H87V61L85 60V63H86ZM123 62H124V61H123ZM32 63H33V62H32ZM53 63L55 64V61H53L52 64H53ZM68 63H69V64H68ZM85 63H84V64H85ZM116 63H117V62H116ZM127 63H128V62H127ZM52 64H51V65H52ZM58 64H59V62L56 63V65H57V66L55 65L56 68L59 67ZM81 64H82V63H81ZM84 64L81 65V66H83V70H85V69H84V68H85ZM114 64H115V63H114ZM135 64L137 65V63H135ZM151 64H150V65H151ZM44 65H45V64H44ZM44 65H43V67H44ZM46 65H47V64H46ZM62 65H63V63H62ZM67 65H66V67H67ZM77 65H78V63H77ZM87 65H88V63H87ZM89 65H90V64H89ZM115 65H116V64H115ZM140 65H141V63H140ZM160 65H161V64H160ZM160 65H159V66H160ZM49 66H50V65H49ZM53 66H54V65H53ZM101 66H102V65H101ZM122 66H123V65H122ZM36 67H38V66H36ZM36 67H35V68H36ZM41 67H42V66H41ZM41 67H40L41 71H45V70H42ZM63 67H65V66H63ZM63 67H62V68H63ZM66 67H65V68H66ZM75 67H76V66H74V69H75ZM116 67H117V66H116ZM127 67H128V66H127ZM130 67H132V65H131ZM143 67H144V66H143ZM175 67H176V66H175ZM23 68H24V67H23ZM30 68H31V67H30ZM30 68H29V69H30ZM38 68H39V67H38ZM38 68H36V71H37ZM44 68H45V69L47 68V69L49 70V67H44ZM44 68H43V69H44ZM78 68H79V67H78ZM134 68H136V67L134 66ZM155 68H156V69H155ZM32 69H30V70H32ZM40 69L37 71V75H38V72H41ZM47 69H46V70H47ZM60 69H61V67H60ZM63 69H64V68H63ZM63 69H61V70H63ZM67 69H68V68H67ZM72 69H73V68H72ZM74 69H73V70H74ZM79 69L82 70L81 67H80ZM88 69H90V67H89ZM131 69H132V68H131ZM131 69H130V70H131ZM169 69H170V68H169ZM48 70H47V71H48ZM61 70H58L59 73H60V77H61L60 80H58V79H59V74H58V78L56 77V79H57L60 83H65V82L68 80V79H67V76H68L69 74H71V73H68V74H67V71H66V70H63L64 72L66 71L65 74H67V75H63L64 73H63V72H60ZM94 70H95V69H94ZM97 70H98V69H97ZM105 70H106V69H105ZM109 70H110V69H109ZM133 70H134V69H133ZM175 70H176V69H175ZM183 70H184V69H183ZM34 71H35V70H34ZM34 71H33V72H34ZM36 71H35V72H36ZM56 71H57V69H56ZM76 71H78V70H76ZM76 71L74 70L75 73H76ZM79 71H80V70H79ZM79 71H78V72H79ZM85 71H87V73H88V71H90V70H87V68H86ZM91 71H93V70H91ZM118 71H119V70H118ZM131 71H132V70H131ZM156 71H157V70H156ZM156 71H155V73H156V75H157V72H156ZM178 71H179V70H178ZM27 72H28V71H27ZM27 72H25V73H27ZM35 72H34V73H35ZM119 72H120V71H119ZM127 72H128V71H127ZM144 72H145V71H144ZM168 72H170V71H168ZM175 72H176V74L178 73L177 71H175ZM28 73H29V72H28ZM42 73H43V72H42ZM44 73H45V72H44ZM87 73H85V74L87 75ZM104 73H105V72H104ZM107 73H108V72H107ZM109 73H110V71H109ZM146 73H148V72H146ZM146 73H145V75H146ZM150 73H151V72H150ZM150 73L148 74L149 76L152 74V73H151V74H150ZM155 73L151 75L152 77L150 76L151 78H150V77H148V78H149V79H152L153 77H156V76H153V75H155ZM182 73H183V72H182ZM182 73H181V74H182ZM30 74H31V73H30ZM30 74H29V75L25 74V75H27V76H29V77H30L31 75H33V78L31 77V78L33 79V81H32V79H30V78H27V77H25V78H27V80H30V82H31V84H32L33 82H35V81H34V80H35L34 77H36L37 75H34V74H31V75H30ZM39 74H40V73H39ZM47 74H50V73L47 72ZM47 74H46V75H47ZM80 74H81V73L79 72L78 75L80 76ZM83 74H84V73H83ZM95 74H96V73H95ZM95 74H94V75H95ZM128 74H129V73H128ZM166 74H167V73H166ZM172 74H174V73L172 72ZM172 74H171V75H172ZM185 74H186V72H185ZM86 75H83L84 78H87ZM98 75H99V74H98ZM105 75H106V74H105ZM112 75H113V74H112ZM130 75H131V74H130ZM148 75H146V76H148ZM41 76H43V75L41 74ZM56 76H57V75H56ZM85 76H86V77H85ZM138 76H141V75H138ZM142 76L145 77V76H144V73H143ZM163 76H164V74H163ZM163 76H162V78L160 77V79H159V80H161V82H164V81H162V80H165V79L163 78ZM184 76H185V75H184ZM184 76H183V77H184ZM38 77H39V75H38L36 78H38ZM68 77H69V79L71 80L70 75H69ZM76 77H78V76H76ZM80 77H81V76H80ZM91 77H92V76H91ZM91 77H90V79H91ZM93 77H94V76H93ZM93 77H92V79H93L94 82H92V79L90 80L89 78H87L86 80H87V81L90 80L91 82L88 81L89 83L87 84V83H85L86 80L83 79V80H84V83H83V85H81L82 88H83L84 84L87 85V88H84L85 91H87V92H86V93H85V91L82 92V93H84V94H82V96H85V98H84V97H83V98L86 100V102L84 103L85 108H86V109H85L86 112H84V111H83V112L85 113V115H86V113H87V120H88V118H91V119L89 120L90 122H92V121H95V122H96V121H97V123H93V122H92L93 124H100V125H101V124H102V125L104 124V126L106 127V124H109V123H110V122H109L110 119H109L108 116H109V115H110V117L112 116L111 108H112L113 106H114V109L118 106L119 108L117 107V108H116L117 110H118V109H120L121 111H124V110H125V109L122 110V108H120V107L125 108V106H126L125 103H127V102H125V101H126L127 99L123 101V100H121V96L118 95L119 93H123L125 90H124L123 92L121 91V92L117 93L118 98H119V96H120V99L116 98L117 95H116L114 92H111L110 90H109V92H110V94L112 93V94H111L112 96H111L109 93H108V95H110L111 98H109L107 94L101 96V94H102L103 92L100 91V88H99L98 86L95 87L96 85L99 84L97 81H100V80L98 79V77H96V78H97V81H96L95 78H93ZM118 77H119V76H118ZM122 77H123V76H122ZM158 77H159V75H158ZM158 77H157V78H158ZM179 77H180V75H178V78H179ZM183 77H182V80H180V78L178 79V78L176 77V78L178 79V80H176V81H178V83L176 84V83L173 82L174 85H175L174 88H176V86H177V87H179V89L181 88V90H183V89H187L188 87H190L189 85H187L188 87L185 86L184 83L181 84L182 82H180V81H183V79H185V77H184V78H183ZM23 78H24V77H23ZM172 78H173V77H172ZM174 78H175V77H174ZM176 78H175V79H176ZM190 78H191V77H190ZM44 79H46V76H45ZM54 79H55V78H53V81H52V82H54V84H55V81H56V85H57L58 87H57L56 85H54V86L57 87V88H59V90L64 91V90H66L67 88H69L68 86H69V82H70V81H68V83L66 82L68 85L64 84V85L67 86V88L63 85V88H64V87L66 88V89H65V88L63 89V88L61 87L62 84L60 85L59 83H57L58 81H57L56 79H55V81H54ZM119 79H120V78H119ZM140 79H141V78H140ZM143 79H144V78H143ZM38 80H40V82H41L40 84H39V81H38ZM38 80L36 79V82L33 83V85L39 84V85L43 86V85L45 84V82H46L47 79L45 80L44 83H43L44 80L41 81V79H39V78H38ZM115 80H116V78H115ZM131 80H132V79H131ZM133 80H135V79H133ZM153 80H154V78L152 79V81H153ZM156 80H157V79H156ZM156 80H155V81H156ZM159 80H158V81H159ZM166 80H167V79H166ZM186 80L188 81L187 78L185 79V81H186ZM37 81H38V82H37ZM47 81H48V80H47ZM73 81H74V80H73ZM79 81H80V79H79ZM79 81H78V82H79ZM81 81H82V80H81ZM95 81H96V82H95ZM135 81H136V80H135ZM139 81H140V80H139ZM139 81H138V82H139ZM145 81H147V82L149 81V80H147V77H146V79H144V82H145ZM150 81H151V80H150ZM150 81H149V83H150ZM173 81H174V80H173ZM5 82H6V81H5ZM74 82H76V85L78 84V83H77V79H76ZM74 82H73V83H74ZM113 82H114V81H113ZM132 82H133V81H132ZM140 82H141V81H140ZM140 82H139V85H142V87H143V84H140ZM179 82H180V84L183 85V86L180 87V86H179V85H180ZM183 82H184V81H183ZM6 83H7V82H6ZM6 83H5V85H6ZM79 83H81V82H79ZM93 83L95 84V86H94ZM96 83H97V84H96ZM116 83H117V81H115V84H116ZM130 83H131V82H130ZM130 83H129V84H130ZM135 83L138 84L137 82H135ZM135 83L133 82L132 85H131V87H132ZM145 83H146V82H145ZM145 83H144V84H145ZM149 83H146V85L148 86ZM153 83H154V82H153ZM155 83H156V82H155ZM169 83H170V84H173V83H171V82H169ZM46 84H47V83H46ZM105 84L108 86L109 82H106ZM115 84H114V85H115ZM118 84H119V82H118ZM129 84H127V85L129 86V89H131V91H132L133 88H130V85H129ZM136 84L133 86V87H134V90L136 91V89H137L139 92H142V91H140V90H142V89H141V86H140V88H139ZM2 85H4V83H3ZM39 85H38V86H39ZM51 85H52V84H51ZM51 85H50V87H51ZM90 85H92V87H93V88L95 87L96 89H92V87H91ZM99 85H100V84H99ZM102 85H103V84H102ZM146 85H144V86H146ZM155 85H156V84H155ZM158 85H160V86H161V89L163 90L164 87H165V88L167 87V86H166V85H167V81L164 82L163 85H162V83L160 84V81H159ZM158 85H157V86H158ZM174 85H170V86L168 85L169 87L167 88V91L169 90V92H170V89H169V88H170L171 86L173 87ZM54 86H53V87H54ZM153 86H154V85H153ZM157 86H156V87H157ZM160 86H159V88L157 87V89L159 90V92H158V94H157V93H156V94L159 95V93H161V94L164 93V95H166V92H164V91H166V89L164 88L165 90L161 92ZM162 86H163V87H162ZM39 87H40V86H39ZM44 87H47V86L44 85ZM55 87H54V88H55ZM75 87H76V86H75ZM79 87H80V86H79ZM104 87H105V86H104ZM136 87H138V88H136ZM172 87H171V88H172ZM41 88H42V87H41ZM54 88H53L52 90H54ZM57 88H55V89L57 90ZM61 88H62V89H61ZM89 88H90V89H89ZM106 88H107V87H106ZM123 88H124V87H123ZM126 88H127V87H126ZM174 88L172 89V91L174 90ZM182 88H183V89H182ZM43 89H44V88H43ZM71 89H72V88H71ZM116 89H117V88H116ZM143 89H144V88H143ZM56 90H54V91H56ZM59 90H57V91H59ZM67 90H68V89H67ZM76 90H81V89H76ZM92 90H93V91H92ZM158 90H157V91H158ZM176 90H177V89H176ZM188 90H189V89H188ZM43 91H44V90H43ZM91 91H92V92H91ZM94 91H95V94H96V95L99 93V94H98V95H99L98 97L102 98L103 101H102L100 98L94 96ZM135 91H132L131 94H132L133 92L135 93ZM138 91H137V93H138ZM148 91H149V90H148ZM155 91H156V90H155ZM155 91H154V92H155ZM172 91H171L170 93H167L166 96H167V97L169 96L168 98H170V97H171L170 95H172V94H174V95H177V94H178V93L175 94L174 91H173V92H172ZM59 92H60V91H59ZM78 92H79V91H78ZM96 92H97V93H96ZM101 92H102V93H101ZM146 92H147V91H146ZM175 92H176V91H175ZM187 92H188V91H187ZM51 93H53L54 95H56L55 92H51ZM51 93H50V94H51ZM56 93H58V92H56ZM60 93H61V92H60ZM64 93H65V91H64ZM71 93H72V92H71ZM79 93H80V92H79ZM134 93H133V95H134ZM137 93H136V94H137ZM143 93H145V92H143ZM150 93H151V92H150ZM152 93H153V91H152ZM152 93H151L150 95H152ZM53 94H52V95H53ZM69 94H70V93H69ZM77 94H78V93H77ZM80 94H81V93H80ZM113 94H114V95H113ZM126 94H127V92H126ZM139 94H141V93H138L137 95H139ZM161 94L159 95V97L162 96ZM179 94H180V93H179ZM189 94H190V93H189ZM48 95H49V94H48ZM62 95H63V97H62L61 94H60V98H61V97H62V98H61V100H59V103H60V101L63 102V104L67 107V108L65 107L66 111H68L69 109L72 108V106H70V104H71L70 102H71V101L69 100L70 102H69V101L66 102L65 100L63 101V99H65V98H66L67 96H69V95H68V94H67V96H65V94H62ZM121 95H122V94H121ZM123 95H124V94H123ZM174 95L170 98L171 101L174 100V98H173ZM180 95H181V94H180ZM56 96H57V95H56ZM64 96H65V97H64ZM77 96H78V95H77ZM79 96L82 98L81 95H79ZM115 96H116V97H115ZM125 96H126V95H125ZM130 96H131V95H130ZM139 96H141V95H139ZM166 96H165V100H166V98H167ZM44 97H45V95H44ZM53 97L55 98V96H53ZM114 97H115L116 99H115ZM133 97H134V96H133ZM137 97H138V96H137ZM144 97H146V96H144ZM144 97H143V98H144ZM149 97H151V96H149ZM153 97H155V96L153 95L151 98H153ZM156 97H157V99H158V102H159V101H161V102H162V101H165V100H163V99H164V96H162L161 98H159L158 96H156ZM176 97H177V96H176ZM176 97H175V99H176ZM182 97H183V96H182ZM54 98L52 99V97H50L49 99H52V100H51V101H52V104H53L52 107H55V108H56V106H57L58 104H54V103H53V100H56L57 97H56L55 99H54ZM83 98H82V100H83ZM172 98H173V99H172ZM183 98H185V96H184ZM49 99H48V100H49ZM68 99H69V98H68ZM104 99H105V102H104ZM106 99H107V100H106ZM122 99H123V96H122ZM129 99H130V98H129ZM135 99H136V98H135ZM135 99H134V100H135ZM147 99H148V96H147ZM160 99H161V100H160ZM180 99H181V97H180ZM85 100H83V102H84ZM130 100H131V99H130ZM136 100H137V99H136ZM141 100H142V99H141ZM167 100H168V99H167ZM167 100H166V102H167ZM176 100L178 101L179 99L177 98ZM176 100L173 101V104H174V102L178 103ZM185 100H187V99H185ZM79 101H80V100H79ZM128 101H129V100H128ZM146 101H147V100H146ZM152 101H154V98H153ZM46 102L48 103V101H46ZM57 102H58V101H57ZM64 102H66L67 104H68V102H69V105H66V103H64ZM72 102H73V101H72ZM101 102H103V104H102ZM135 102H136V101H135ZM135 102H134V103H135ZM140 102H141V101H140ZM55 103H56V101H55ZM73 103H74V102H73ZM134 103L131 104V101H130V102H128L127 104H128V105H129V104H130V105H133V107H134V106H135ZM150 103H151V102H150ZM154 103H156V102H154ZM159 103H160V102H159ZM180 103H181V102H180ZM61 104H62V103H60L58 107H60V108L62 107V108H63L64 106H63V104H62V106H61ZM114 104H116L117 106H115ZM163 104H164V102H163L162 104L160 103V105H162V107L160 106V107L162 108V110L165 109L166 107L168 108V106H169V107L171 106V105L167 102V104H169V105L167 106V104L165 103V104H166V105H165L166 107L164 106V107H165V108H164V107H163ZM54 105H55V106H54ZM139 105H140V104H139ZM153 105H155V104H153ZM180 105H181V104H180ZM186 105H187V104H186ZM49 106H50V105H49ZM49 106H48V107H49ZM73 106H74V105H73ZM50 107H51V106H50ZM52 107H51V108H52ZM68 107H69V108H68ZM70 107H71V108H70ZM76 107H77V106H76ZM109 107H111V108H109ZM128 107H129V106H128ZM130 107H131V106H130ZM135 107H136V106H135ZM135 107L133 108L134 110H135ZM144 107H146V105H145ZM62 108H61V110H62ZM157 108H158V107H157ZM161 108H160V109H161ZM187 108H188V107H187ZM56 109H59V108H56ZM56 109H55V110H56ZM63 109H64V108H63ZM114 109H112V111H113ZM126 109H127V108H126ZM130 109H131V108H130ZM136 109H138V108L136 107ZM155 109H156V108H155ZM230 109H231V108H230ZM46 110H47V109H46ZM55 110L52 109L53 112H55ZM128 110H129V108H128ZM134 110H133V113H131V115L134 116V117H133L134 120H135V118H137V120H138V119L141 120V119H143V117L145 118V119L141 120V121H142L141 123H139V124L142 126V128H141V130H142L141 133H142V134L139 133L138 131H135V130H139V129H140V126H139L138 123H136V121H133V120L131 119L132 121H131L130 123H132V124H129V125L127 124V131H131V132L133 131V133H132L133 135L130 134V136L132 135V137L129 136V138H127V140H125L126 143L123 142L124 144H123L122 142H121L122 144H121V143H118L117 140L112 141V144H111V151H110V152H114V154H115L118 158H121V159H122L121 161H124L125 163L127 162V164H128L127 166H128V172H129V174L133 175L131 172H133V173L136 172L137 175L135 176V178H136L135 180L138 179V178H137V176H138V177H140L141 179H146V178H148L147 181L149 180V181H151V183L154 182L156 178H159V177H160L161 179L159 178L160 180H159V181L156 180V182L153 183V184H157V183H159V184H158V187L161 186V185H163V186H161L162 188H167V187H168L170 190H171V189H172V190L176 189V190H174L173 192H171L170 195H168L169 197H168V196H167V198L165 197V199H168L169 201H167V200H166V201L168 202V204L171 205L170 202H172V201H170V200H171L170 197H173V196H174L175 198H174V197L172 198L173 201H174V199H178V200H179L180 195H182L181 197L183 198V203H184L185 206H183L184 208H182L181 205H182L183 203H182L181 205H179V206H180L181 209H182L181 211H184V212H182V213H186V215H187V213H188V212L185 211V210H186V206L188 207V205H189V207H191V208L193 209V206H192V205H194L193 202L198 201V202H196V203H197L198 205H201L202 203L199 202V201H203V205H204V207L209 208V210H213V212L217 210V211L214 212V213H215V214H218L220 217H222L221 215H222V214L224 215V213L227 212V211H228L227 213H229V214L231 213L230 216H231V220H232V221H235V220H233V219H235V218H237V217L240 218L241 216H242V217L245 216V218H242V217H241L242 219H237V222H234V227H233V226H232V225H233V224H232L233 222L231 223L230 226H229L230 223L228 224V222L231 221V220H229L230 218H229L228 216L225 217V215H224L223 217L226 218V219H225L226 221H227V219L229 218V219H228L229 221L226 222V221L224 220L225 222H222V220H220L219 217H216V215H215L214 213L211 212L212 215H215V216H213L214 218L212 217V218L214 219L213 224H215L216 221H218L219 226H220L221 223H222V225L225 223V224H224V227L221 226V227L224 228V229L222 228V229H223V230H222L223 233H224V231L226 232V231L228 230V226H229V228H232L231 230L229 229V231H231V232H228V231H227V233L224 234V236L227 234L226 236H228L232 242H233V240H235V239H236V240L239 239V240L237 241V242H239V241L241 240V237H242V242H243L244 240H246L245 238H249V237H245V238L243 239L244 236H250V235H247V234L245 233V231H246L247 233L249 232V233L252 234V230H251L252 228H251V229H248V231H247V228H245L246 226H247V227L250 226L249 223L252 224V222H247V221H249V219L254 220V216L257 217L258 215H260L259 217H257V219L260 221V224H261V219H262V218H263L262 220L264 221V215H263V214H264V207H263V205H262V204H264V202H262V201H264V197H263L264 195H262V197L260 198V201H258V202L256 201L257 203H260V202H261L260 204H258V206L261 205L260 208L262 207V209H259V207H258V209H257V208H256L257 204H256V206L253 207L254 210H255V208L258 210V212H256V214H257V213H260V214L256 215V214H254L255 211L250 210V213L252 214L253 219L249 217L251 214H249V212L246 213V212H245L246 209H245V208H241L240 205H239V207H237L238 205H236V206L234 205V207H235V210H237V212H238V210H241V209L244 210V209H245L244 211H243V210L239 211V213H241V212L243 211V212L241 213L242 215L237 216L236 214H234V216H232V215H233L232 213H233L234 210H231V209H230V212H229V210H228L229 208H228L227 210H226V209H223V208H224V204H223L224 201H223L222 199H220L218 196H215V195H212V196H211L210 194H211L215 189H213V191H212V187H213V186H208V184H211V183H212L211 185H213V183H214L216 180H218V179L221 180L224 176L227 178V176H228L227 172H228V171H230V173H231V172L234 171L235 169H239L240 167H238V165H239L240 163H242V161H241L242 159H241V158L244 159L243 162H245V163H243V165L245 164V166H246V165L248 166L249 163L247 164V162H248V160H250V158H252V157H249L250 154L247 155L248 153L245 152V153H246V155H245L244 152H242V149H241L242 146H241L240 142H239V143L236 142L237 144H240V146H238L237 144H235V141H236V140H235V136H234V141H233L235 145H233V142H232V141H231V142H232V146L229 145V142H228V141H225V142H228V143H227L228 145L226 144V146H225L226 148H228V146H230L231 148L234 147L233 149L236 148V149L238 150V151H236V153H235L234 151H232L233 154H235V157H234V155H233V156L231 155V156L234 157V158H232V157L229 155V154H231V153L229 152V151H231V150H230V149H231L230 147H229L230 149L227 150L229 153L226 151V152L228 153V154H227V157L230 156L231 159H232V160H229V161H230V163L228 162L229 164H228L227 161H226V165H225V163L222 161V160H225V159H224L225 157L222 158V155H221V154H220L221 157L218 156V157L216 158V157L214 156V153L216 152L214 149H215V148H216V149L218 148V146H219V142H220V145H221V146L224 144V142H222V144H221V141H220V140H221V136H220V137H219V136L216 137V138H219V139H220V140L218 139L219 141L214 140V137H213V134H214V132H215V130H216V129H214V128H215V127L219 128V126H217V125H219V120H218V119H220V123L222 124L223 120L221 121V119H222L223 117L219 118V117H220V116H219L220 114H219V115H218L219 117L216 116V117H214L215 119H214L213 117H211V119H212V120H211L210 118H202V117H201V118H202V119H201V118H199V117L197 116L201 121H200L199 119L196 118V120H198L199 124H201V125L203 126V128H205V129L208 131L209 134H210L211 132H213V133H211L212 136H211V135H210V136L213 138L214 142L217 141L218 145H217V147H216L215 144L213 145V140H211V139H209V138L207 137L208 133H207L205 130H203L202 128H201V131H202V130H203V131H202V132L200 131V132H201V135H199V136L201 137L200 139H198V138H196V137L194 138V135H195V134H194V135H193V134H192V135H191V134L187 135V136H186V139L183 137V136H184V135H183V136H182V140H178L179 138L181 139V137H178V138L175 137V134H176V133H177V134H180L179 136H181V134L189 133V132H187V131L184 133L183 130L186 129V127H187V129H189V128H188V125H187L186 123H189V122H190V121L188 122V120H190V116H191L190 114H188V115H184V114H183V117H184V116L187 117V116L190 115L189 118H188V120H187L186 122H183V119H184V118L180 119V118H181V117H180L181 114H180V116H179V115H178L179 112H178L177 115H178L180 118H178V116H177V118H178L181 122L184 123L183 125H181V127L184 128V129H182V128H180V126H179V127L176 126V124H177L176 120H172V122H171V119H174V118L176 117V116H175V115H176V112H175L176 110H174V113H173V109H172V107L169 108V110L172 112V114H175V115H172L171 119H169V121L171 122L172 126H170V122L165 123V124H169V128H168V125H167V127H165V126L163 127V126H162L163 124H162V125H160V124L158 125V124H157L158 121H157V119H156V118L158 117L157 115H159V114H161V113H163L164 116L166 117L167 114H166L165 112L168 113V110L166 109V110H163V111H161V112L159 111L160 113L157 114L156 117L154 116L155 119H154L153 116H152V118L154 119V122H156L157 126H156V124H154L153 129H151L152 126L150 125V123H151V122H150L149 125H150V129H151V133L148 132L149 134L147 133V136H146V134H143V132H144V131H147V129H148V128H146V127H147V124H148V121H147V120H148V117L146 118V116H148V115H146L147 113H146V112L144 113V111L142 110L143 112L140 113V114H142L143 116H142V117L138 116V117H139V118H138L136 115H138V112H139V111H134ZM140 110H141V109H140ZM221 110H222V109H221ZM223 110H224V109H223ZM235 110H236V109H235ZM52 111H50L48 114H50ZM71 111L74 112V108H72ZM76 111H77V110H76ZM76 111H75V112H76ZM126 111H127V110H126ZM154 111H155V110H154ZM164 111H165V112H164ZM181 111H183V110H181ZM181 111H180V112H181ZM190 111H191V110H190ZM219 111H220V110H219ZM224 111H225V110H224ZM229 111H230V113H232V117H230V118H234V120H237L236 116H235L234 113H233V112H234V109H233V112H232V110H229ZM236 111H237V110H236ZM53 112L50 114L51 116L53 115ZM57 112H58V111H57ZM69 112H70V110H69ZM69 112H67V114H66V115H68V117H69V115L71 114V112H70V113H69ZM75 112H74V113H75ZM113 112H114V111H113ZM131 112H132V111H131ZM171 112H169V113H171ZM59 113H60V112H59ZM74 113H73V114H74ZM76 113H77V112H76ZM76 113L74 114V115H75V118H76V115H77ZM156 113H157V112H156ZM181 113H182V112H181ZM187 113H189V112L187 111ZM215 113H216V112H215ZM230 113H229V114H230ZM235 113L238 114V112H235ZM44 114H45V113H44ZM73 114H71V115H73ZM123 114H124V112H123ZM134 114H136V115H134ZM140 114H139V115H140ZM191 114H192V113H191ZM197 114H198V113H197ZM197 114H196V115H197ZM217 114H218V113H216L215 115H217ZM45 115H46V114H45ZM58 115H59V114H58ZM58 115H57V117L59 118L60 115H59V116H58ZM74 115H73V116H74ZM116 115H117V114H116ZM126 115H127V113H126ZM145 115H146V116H145ZM149 115H151V114H149ZM161 115H162V114H161ZM161 115H160V116H161ZM225 115H226V114H225ZM230 115H231V114H230ZM233 115H234V116H233ZM48 116H49V115H48ZM54 116H55V115H54ZM78 116H79V117H78ZM78 116H77L78 118L81 117L80 115H78ZM88 116H89V117H88ZM135 116H136V117H135ZM173 116H174V118H173ZM226 116H227V115H226ZM42 117H43V116H42ZM46 117H47V116H46ZM52 117H53V116H52ZM52 117H51V118H52ZM66 117H67V116H66ZM68 117H67V118H68ZM71 117H72V116H71ZM123 117L125 118L124 115H123ZM208 117H209V116H208ZM217 117H218V118H217ZM224 117H225V116H224ZM49 118H50V117H49ZM49 118L47 117V118H46V121L51 120V119H49ZM53 118H54V119H53ZM53 118H52V119H53L52 121H55V119L58 120L56 117H53ZM69 118H70V117H69ZM75 118H74V120H75L76 122H77V120H80V119H78V118H77V119H75ZM111 118H112V117H111ZM118 118H119V117H118ZM177 118H176V119H177ZM235 118H236V119H235ZM43 119H44V118H43ZM43 119H42L41 121H40V120L38 121V122H40L39 124H42V123L44 122ZM47 119H49V120H47ZM59 119H60V118H59ZM62 119H63V118H62ZM65 119H66V118H65ZM71 119H72V118H71ZM119 119H120V118H119ZM158 119H159V118H158ZM213 119L215 120L216 123L214 122ZM227 119H228V118H227ZM241 119H242V118H241ZM244 119H245V118H244ZM91 120H92V121H91ZM124 120H125V119H124ZM140 120H138V121L140 122ZM161 120H162V122L165 121V120H163V119H161ZM179 120H177V121L180 122ZM203 120H204V121L207 120L206 123L202 124V123H203ZM234 120H233L232 123H237V122H238V120H237L236 122H235ZM42 121H43V122H42ZM52 121H51V122H52ZM61 121H62V120H61ZM82 121H83V120H82ZM143 121H144V124H143ZM145 121H146V122H145ZM149 121H153V120L149 117ZM173 121H175V122H173ZM211 121L214 122V123H213V124H210V123H212ZM229 121H230V119L228 120V123H227V122H226V123L229 124ZM246 121H247V120H246ZM41 122H42V123H41ZM55 122H57V121H55ZM55 122H54V124H55V126H56V123H55ZM62 122H63V121H62ZM70 122H71V123H69V120H68V125H67V127L73 123L72 120H71ZM76 122H75V124H76ZM111 122H112V121H111ZM116 122H117V121H116ZM154 122H153V123H154ZM162 122H161V123H162ZM196 122H197V121H196ZM201 122H202V123H201ZM207 122H209V124H208ZM52 123H53V122H52ZM58 123H59V122H58ZM78 123H79V122H78ZM117 123H118V122H117ZM145 123H146V125H145ZM174 123H175V127L177 128L178 132L176 131V128L173 127V126H174V125H173ZM217 123H218V124H217ZM223 123H224V122H223ZM243 123H244V120H243ZM246 123H247V122H246ZM246 123H244V124H246ZM46 124H48V122H47ZM49 124H50V123H49ZM49 124H48V125H49ZM73 124H74V123H73ZM80 124H81V126H80ZM84 124H85V123H84ZM122 124H123V123H122ZM165 124H164V125H165ZM178 124L180 125V123H178ZM196 124H197L198 126L201 127V125H199L198 123H196ZM205 124L207 125V127H208L209 125H212V127H210V129H209V127L207 128V127L205 126ZM240 124H241V123H240ZM44 125H45V122H44ZM44 125H41V126H44ZM64 125H65V124H64ZM64 125H62V126L65 127L67 130H64V131H63V127H62V130H60V127H59V128L57 127V128H58L60 131H63L65 134H66V132H68V130H69V131H70V130H73V128L76 127V125H75V126L71 125L73 128H72L71 126H69V128H70V129H69V128L66 127V125H65V126H64ZM111 125H112V124H111ZM143 125H144V126H143ZM149 125H148V127H149ZM152 125H153V124H152ZM184 125H185V126H184ZM194 125H195V123H194ZM197 125H196V126H197ZM215 125H216V126H215ZM249 125H250V124H249ZM249 125H248V127H249ZM39 126H40V125H39ZM41 126H40V127H41ZM45 126H46V125H45ZM45 126H44V128H45ZM51 126H52V125H51ZM78 126H80V127H79V130H81L82 127H83V122H81V120H80V123L78 124ZM94 126H95V125H94ZM158 126H162V127L158 129ZM214 126H215V127H214ZM229 126H230V124H229ZM229 126H228V127H229ZM237 126H238V125H237ZM237 126L235 125V127H237ZM239 126H240V125H239ZM246 126H247V124L245 125V127H246ZM87 127H88V126H87ZM117 127H118V126H117ZM143 127H144V128H143ZM171 127H172V128H175V129H174V131H176L175 134H174V132H173V130H172ZM221 127H223V129H224V125H220V128H221ZM226 127H227V125H226ZM231 127H233V126H230V128H231ZM5 128H6V127H5ZM36 128H37V127H36ZM41 128H42V127H41ZM52 128H53V127H52ZM65 128H64V129H65ZM71 128H72V129H71ZM95 128H96V127H95ZM98 128H99V126H98ZM107 128H108V127H107ZM109 128H110V127H109ZM124 128H125V126H124ZM145 128H146V129H145ZM166 128H168V130H167ZM170 128H171V129H170ZM192 128H193V127H192ZM239 128H240V127H239ZM6 129H7V128H6ZM6 129H5V130H6ZM46 129H47V126H46ZM49 129H50V128H49ZM76 129H78V127H77V128H74V130H76ZM100 129H101V128H100ZM121 129H122V128H121ZM121 129H120V130H121ZM169 129H170V131H169ZM180 129H181V133H180ZM194 129H195V128H194ZM226 129H227V128H226ZM37 130H38V128H37ZM39 130H40V128H39ZM41 130H44V129H41ZM41 130H40V131H41ZM59 130H58V132H59ZM83 130H84V129H83ZM98 130H99V129H98ZM125 130H126V128H125ZM143 130H144V131H143ZM148 130H149V129H148ZM152 130H153V132H152ZM190 130H191V129H190ZM219 130H220V129H218V131H219ZM224 130H225V129H224ZM231 130H232V129H231ZM234 130H236V129H234ZM243 130H244V129H243ZM251 130H252V129H251ZM46 131H47V130H46ZM53 131L56 132L55 129H54ZM53 131L50 130V133H54ZM65 131H66V132H65ZM134 131H135V132H134ZM188 131H189V130H188ZM204 131H205V132H204ZM218 131H216V132H218ZM237 131H238V130H237ZM248 131H249V129H248ZM44 132H45V131H44ZM122 132H123V131H122ZM124 132H125V131H124ZM155 132H156V133H155ZM171 132H172L173 134H172ZM192 132H193V131L191 130L190 133H192ZM203 132H204V133H203ZM219 132H220V131H219ZM228 132H229V131H228ZM3 133H4V132H3ZM11 133H12V132H11ZM13 133H14V132H13ZM68 133H69V132H68ZM68 133L65 135V137H67V135H71L70 133H73V132L70 131V133H69V134H68ZM85 133H86V132H85ZM202 133H203V134H202ZM221 133H223V131H221ZM221 133L218 134V135H221ZM234 133H235V132H234ZM234 133H233V134H234ZM45 134H46V133H45ZM123 134H124V135H127V134H129V133L126 132V133H123ZM177 134H176V136H178ZM198 134H200V133H198ZM206 134H207V135H206ZM228 134H230V136H231L232 133L229 132ZM228 134H227V135H228ZM233 134H232V135H233ZM237 134L239 135V133H237ZM74 135H75V133H74ZM74 135L72 134L71 136H74ZM77 135H78V134H77ZM185 135H186V134H185ZM196 135H197V134H196ZM202 135H204L203 138H202ZM214 135H215V134H214ZM3 136H4V135H3ZM8 136H10V135H8ZM11 136H12V135H11ZM40 136H41V135H40ZM53 136H55V134H54ZM75 136H76V135H75ZM75 136H74V137H75ZM81 136H82V135H81ZM81 136L79 135L80 138H81ZM199 136H197V137H199ZM239 136H240V135H239ZM6 137H7V136H6ZM58 137H59V136H58ZM61 137H63V138H61V139L66 140V139H64V136H61ZM84 137H85V136H84ZM96 137H97V136H96ZM205 137H206V139H205ZM211 137H210V138H211ZM236 137H237V135H236ZM10 138H11V137H10ZM77 138H78V136H77ZM77 138H76V139H77ZM111 138H112V137H111ZM169 138H170V142L168 141ZM228 138H229L230 140L232 139V137H231V138L228 137ZM237 138L239 139V137H237ZM237 138H236V139H237ZM8 139H9V138H8ZM43 139H44V138H43ZM54 139H55V138H54ZM81 139H82V138H81ZM114 139H115V138H114ZM171 139H172V140H171ZM183 139H185V141H183ZM208 139L212 141V142H211L212 144H211L209 141H208L209 143H208V142L205 143V140L207 141ZM224 139H225V137H224ZM238 139H237V140H238ZM47 140H48V137H47ZM58 140H60V139L58 138ZM68 140L70 141V139H68ZM68 140H67V141H68ZM73 140H74V142H76L74 138H73ZM77 140H78V139H77ZM111 140H112V139H111ZM111 140H110V141H111ZM226 140H228V139H226ZM69 141H68V142H69ZM146 141H149L150 144H152V145L154 146V147H153V146L151 145V148L154 149V150H152L149 146H146V144L149 143V142L146 143ZM167 141H168V142H167ZM239 141H241V140H239ZM5 142H6V141H5ZM45 142H46V141H45ZM56 142H57V141H56ZM68 142H65V143H67V144L69 145ZM70 142H72V140H71ZM78 142H79V140H78ZM166 142H167V143H172V146H169V144H165ZM231 142H230V144H231ZM13 143H14V142H13ZM46 143H47V142H46ZM63 143H64V142H63ZM217 143H216V144H217ZM71 144L73 145V143H71ZM71 144H70V145H71ZM75 144H76V143H74V145H75ZM78 144H79V143H78ZM78 144H77V145H78ZM205 144H206V145H205ZM1 145H2V144H1ZM4 145H5V146L3 147V149L1 148L0 151L2 150L1 152H5V153L8 152V153H10V151H8V150H10V148H9L10 146L7 148V147H6L7 145H6V144H4ZM68 145H66V146H68ZM72 145H71V146H72ZM74 145H73V147L75 148ZM194 145H195V146H194ZM207 145H208V146H207ZM209 145H210V146H209ZM212 145L215 146V148L212 147ZM2 146H3V145H2ZM47 146H50V148H46V149L50 150V149H51V145L48 143ZM59 146H60V145H59ZM61 146H62V143H61ZM64 146H65V145H64ZM64 146L61 147L62 150L65 149ZM71 146H68V147H66V148L69 149V147H71ZM79 146H80V145H78V147H76V150H77V151H78V148H79V149L81 148V147H79ZM84 146H85V145H84ZM166 146H167V147H166ZM221 146H219V148H218L219 152H218V151H217V152H218V153H221L222 150H223L222 153L224 154V149H223L224 147L221 148V149H222V150H221V149H220ZM248 146H249V145H248ZM5 147H6V151L4 150ZM52 147H53V145H52ZM169 147H170V149H169ZM209 147H212V149L209 148ZM59 148H60V147H58V149H59ZM63 148H64V149H63ZM74 148H73V152L75 151ZM166 148H167L168 150H167ZM226 148H225V149H226ZM42 149H44V151L46 150L45 147L42 148ZM52 149H53V148H52ZM52 149H51V152H52ZM58 149H57V151H58ZM71 149H72V148H71ZM71 149H70V150H71ZM185 149H186V150H185ZM233 149H232V150H233ZM252 149H253V148H252ZM3 150H4V151H3ZM12 150H13V149H12V147H11V152H12ZM18 150H19V149H18ZM54 150L56 151L55 148H54ZM66 150H67V149H65V152L69 154L70 151H66ZM80 150H81V149H80ZM184 150H185V153H184ZM46 151H47V150H46ZM46 151H45V152H46ZM220 151H221V152H220ZM239 151H240V152H239ZM19 152H20V151H19ZM42 152H43V151H42ZM45 152H44V153H45ZM49 152H50V151H49ZM51 152H50V153H51ZM60 152H62V151H60ZM73 152H72V155H73ZM212 152H213V153H212ZM217 152H216V153H217ZM226 152H225L224 156H226ZM237 152H239L240 154L243 153V156H241L239 153L237 154ZM5 153L3 154L4 156H6V154H7V153H6V154H5ZM47 153H48V152H46L45 154H47ZM57 153H58V152H57ZM62 153H63L62 155H64V156L66 155V154H64V152H62ZM79 153H80V154H79ZM83 153H84V152H82V154H83ZM218 153H217V154H218ZM55 154H56V152H55L54 154L52 153L53 157H54V156H55V157L57 156V154H56V155H55ZM59 154H60V153H59ZM78 154H79V155H77V156H79V159H76V158L74 157V159H76V161H77V160L80 161V158L85 159V158H84V155H81V151H79ZM251 154H252V153H251ZM10 155H11V153H10ZM10 155L7 154V156H10ZM16 155H17V154H16ZM49 155H50V154H49ZM80 155L83 156V157H80ZM218 155H219V154H218ZM239 155H240L241 157H240ZM58 156H60V157H59L60 159L62 158L61 155H58ZM58 156H57V157H58ZM64 156H63V158H64ZM68 156H70V155H68ZM85 156H86V155H85ZM247 156H248V157H247ZM251 156H252V155H251ZM51 157H52V156L50 155V158H51ZM55 157H54V158H55ZM70 157H71V156H70ZM244 157L247 158V161H245L246 159H245ZM258 157H259V156H258ZM258 157H257V156L254 157V158H256V161H255L253 158H252V160H250V162H252V163H251V165H250V169H248V168H247V169H248L251 173H250L249 171L247 172V170H246L245 167L243 166L244 169L242 168V170L245 171V176H244V177L241 176V179H242V177L245 178V179H243V180H244V183H245L246 185L250 183V184H252V186H257L258 189H259L260 186H262V185L264 186V178H263V176H262V175H264V173H261V172H264V167L261 166V165H263V164H262V160H261V162H258L259 164H257V161H258V160L260 161V159H263L264 157H261V158H259V159H258ZM2 158H3V156H2ZM54 158H53V159H54ZM65 158H67V155H66ZM68 158H69V157H68ZM68 158H67V159H68ZM169 158H170V159H169ZM248 158H249V159H248ZM10 159H11V156H10ZM41 159H43V158H41ZM60 159H59V160H60ZM67 159H66V160H67ZM168 159L170 160V162L168 161ZM217 159H219V163H218ZM13 160H14V159H13ZM37 160H38V158H37ZM43 160H44V159H43ZM56 160H58V159L55 158V164H54V162H53V164H51V165H56V166H57V161H56ZM63 160H64V159H63ZM63 160L61 161V163L63 162ZM233 160H235V161H233ZM39 161L41 162V160H39ZM44 161H45V160H44ZM53 161H54V160H53ZM69 161H70V159L68 160V163H69ZM71 161H72V159H71ZM76 161H75V163L77 164L78 161H77V162H76ZM81 161H82V160H81ZM81 161H80V162H81ZM172 161H174V162H176V163L178 162V163H179L178 165L181 166L182 168H179L177 165H176V168H175V167H174L175 164H173ZM221 161H222V163H221ZM263 161H264V160H263ZM9 162H10V161H9ZM37 162H38V161H37ZM46 162H48V161H45V163H46ZM64 162H65V160H64ZM80 162H79V164H81V165H80L79 167H81L82 164H84V167H85L86 164L84 163V161H82L83 163H80ZM162 162H163V163H162ZM171 162H172V163H171ZM254 162H255V163H254ZM34 163H35V162H34ZM61 163H60V161L58 162V164H61ZM65 163H66V162H65ZM65 163H63V164L65 165ZM70 163H71V162H70ZM75 163H73V164H75ZM223 163H224V164H223ZM260 163H261V165H260ZM10 164H11V163H10ZM66 164H67V163H66ZM123 164H124V163H123ZM221 164H222V165H221ZM253 164H255V165L253 166ZM124 165H126V164H124ZM162 165H163V166H162ZM165 165H167V166H171V165L173 166V165H174V166H173V169H172V168H171L172 166L166 168ZM227 165H228V166H227ZM241 165H242V164H241ZM58 166H59V165H58ZM66 166H69V165L67 164ZM66 166H65V167H66ZM223 166H225V167H224L225 169H222ZM251 166H252V168H251ZM12 167H13V166H12ZM51 167H52V166H51ZM61 167H62V166H61ZM61 167H60V168H61ZM63 167H64V166H63ZM65 167H64V168H65ZM84 167H82V169H81V170H82V173H83V171H84L83 169H86V168H84ZM86 167H87V166H86ZM163 167H165V168L163 169ZM64 168H63V170H64ZM72 168H73V167L71 166L70 170H71ZM168 168H171V169H169L170 171L168 170ZM13 169H14V168H13ZM65 169H68V168H65ZM73 169L75 170V168H73ZM165 169H167L168 172H167ZM9 170H10V169H9ZM15 170H16V169H15ZM55 170H56V169H55ZM61 170H62V169H60V171H61ZM68 170H69V169H68ZM68 170H66V171H68ZM70 170H69L68 172H66V173H68V174L64 173V171H61V172H60V173H61V176H62V173H64V174H63V177H64L65 174H66L65 176H67V175H71V174H70V172H71ZM239 170H240V169H239ZM72 171H73V170H72ZM79 171H80V170H79ZM164 171H166V172H164ZM225 171H227V172H226L227 175L225 174ZM236 171H237V170H236ZM243 171H241V174H239L240 171H237V173L235 174L236 176L234 175V172H233L232 174H233L234 176L231 177V178H233V180H230L231 178H230V179H225V177H224V178L221 180L223 183H221L220 181H219V183H221V184H225V182H227L226 180H228L229 182H230V181H233V182H232V185H233V183H234V185H235V184H238V185H239V184L241 183V184H240V186H241V185H243V184H242L243 181H242L241 179H239V176H238V175H242ZM56 172L58 173L59 170H58V171L56 170ZM75 172L77 173L76 170H75ZM75 172H74V173H75ZM15 173H16V172H15ZM60 173H59V174H60ZM79 173H81V171H80ZM82 173H81V174H82ZM136 173H135V174H136ZM249 173H250V174H249ZM259 173L262 174V175L260 176ZM9 174H11V173H9ZM72 174H73V172H72ZM84 174H85V173H84ZM224 174H225V175H224ZM246 174H248V175L246 176ZM6 175H7V173H6ZM11 175H13V174H11ZM74 175H76V174H74ZM74 175H73V176H74ZM79 175H80V174H79ZM243 175H244V173H243ZM76 176H78V173H77ZM76 176H75V177H76ZM162 176H163V178H162ZM248 176H249V177H248ZM3 177H4V176H3ZM70 177H72V175H71ZM78 177H79V176H78ZM78 177H77V178H78ZM261 177H262V179H261ZM4 178H5V177H4ZM6 179H10V180H11V179H13V178H12V177H10V178L8 177V178H7V176H6ZM67 179H68V178H67ZM70 179H74V180H73V181H74L73 183H75V180H76L75 178L72 177V178H70ZM78 179H79V178H78ZM224 179H225V180H224ZM0 181H1V182H0V186H1V187H0L1 189H0V190H3V189L6 187V186L4 187V185H7V182H5L6 184H4V183L2 182L3 179H2V180L0 179ZM4 181H5V179H4ZM6 181H8V180H6ZM138 181H139L138 183H140V180H139V179H138ZM157 181H158V182H157ZM224 181H225V182H224ZM8 182L11 184L12 180H11V181H8ZM77 182H78V181H77ZM77 182H76V184H77ZM145 182H146V181H145ZM229 182H228V184L231 183V182H230V183H229ZM1 183H2V184H1ZM9 183H8V185H9ZM12 183H13V182H12ZM141 183H142V182H141ZM169 183H170V184L172 183L171 187L173 186L174 188H170ZM3 184H4V185H3ZM78 184H79V183H78ZM199 184H200V187L202 188V190H203L204 192H205L206 189H207L206 191H209V192L212 191V192L209 194L210 197H211L209 200H211V199L214 197L213 199L215 200V204H216L217 201H219L220 203H222V204H220V205H221V206L223 205V207L221 208V206H220V208L223 209L224 211H221V210L218 211V210H219V209L217 208L218 206H216L217 209L214 210L213 207H214L215 204H213L212 202H209V201H208L207 203H208L209 205H206V204H205V202H206L207 199H208V196H207L206 193L204 194V192H202V190H200L201 188L199 187ZM201 184H205V186L203 187V185H201ZM221 184H218L220 187H219L217 184H214V185H215V186H214L215 188H216V185H217L219 188H222V187H223V188L221 189V191H220V189H218V193H219V191H220V192H223V191H224L223 189H225V187H226V188L229 187L228 184H226V185H228V186H225V185H222V186H221ZM245 184H244V185H245ZM250 184H249V185H250ZM2 185H3V189H2ZM8 185H7V187H8ZM74 185H75V184H74ZM109 185H110V184H108V185L106 184L105 186L107 187V186H109ZM149 185H150V184H149ZM232 185L230 184V187H229V188H231ZM244 185H243L242 187H244ZM75 186H76V185H75ZM83 186H84V185H83ZM154 186H155V185H154ZM154 186L151 184V185H150V188L153 187V188H152L153 191H154V190L157 191V190L154 188ZM252 186H249V187H250L251 189H253ZM263 186H262V188H263ZM7 187H6V188H7ZM81 187H82V186H81ZM161 187H159V188H160V192H159V191L156 192V196H157V194H159V193L162 192V191H161V189H162ZM209 187H211V188H210L211 190H208ZM218 187H217V188H218ZM236 187H237V185L233 186V187H232V190L230 189L231 192H233V191H234L233 189H234V188L236 189ZM245 187L248 188V185L245 186ZM257 187H255V188L257 189ZM75 188H76V187H75ZM107 188H110V187H107ZM145 188H146V187H145ZM159 188H158V190H159ZM168 188H167V193H168V190H169ZM182 188H184V191H183V193L180 192L181 194H179V191H178V190L181 189V191H182ZM217 188H216V190L214 191V192H215L214 194L217 193ZM238 188H240V187L238 186ZM250 188H248V189H249V192L252 191ZM255 188H254V189H255ZM260 188H261V187H260ZM78 189H79V186H78ZM78 189H77V190H78ZM85 189H86V188H85ZM177 189H178V190H177ZM248 189L245 190V191L247 192ZM258 189H257V190H258ZM162 190H165V189H162ZM172 190H171V191H172ZM227 190H228V189H227ZM227 190H226V191H227ZM260 190H261V191H264V189H263V190L260 189ZM260 190L255 191L257 194H256L254 191H252L251 195H256V197H259V196L261 195V194L259 193ZM177 191H178V192H177ZM228 191H229V190H228ZM228 191H227V193H228ZM237 191H238V194H237V195H238V196L241 195V197H239V199L242 198L241 200H245V198H246V200H247V198L250 200V199L252 198L253 201H254V200H255L254 198H256L255 196L251 197V195H247V196H245V195H243V193H242L240 190H236V192H234V193L236 194ZM243 191H244V190H243ZM91 192H92V191H90L89 193H91ZM145 192H146V191L144 190V193H145ZM158 192H159V193H158ZM174 192H175V193H174ZM176 192L179 194V197H177L178 194H177ZM224 192H225V191H224ZM231 192H230V193H231ZM246 192H244V193H246ZM82 193H83V192H82ZM82 193H81V194H82ZM144 193H143V195H144ZM146 193H148V192H146ZM149 193H150V192H149ZM172 193H173V196H171ZM218 193H217V195L220 194V193H219V194H218ZM239 193H240V194H239ZM262 193H264V192H262ZM176 194H177V195H176ZM212 194H213V193H212ZM228 194H229V193H228ZM246 194H247V193H246ZM248 194H249V193H248ZM258 194H259V196H258ZM148 195H149V194H148ZM154 195H155V193H154ZM154 195H153L152 199H154V198L156 197V196L154 197ZM164 195H165V194H164ZM237 195H235V196H237ZM80 196H81V195H80ZM139 196H140V195H139ZM151 196H152V195H151ZM151 196L149 195V197L146 198V200L149 199V201L152 202L153 200L151 199ZM159 196H160V195H158V197H157L158 200H155L156 198L154 199V200H155L154 203H155V204H158V205H159V204L162 205V203H158V202H159L160 199L163 198V197H162V196L159 197ZM219 196H221V194H220ZM238 196H237V198H238ZM249 196H250V197H249ZM87 197L90 198L91 201H93V202H97V203H99V204H102V200H101L100 192L97 193V191H94V193H91V194L87 195ZM142 197L145 198V196H142ZM146 197H147V195H146ZM176 197H177V198H176ZM229 197H231V195H230ZM85 198H86V197H85ZM159 198H160V199H159ZM184 198H185V199H184ZM217 198H218V199H217ZM262 198H263V200H261ZM86 199H87V198H86ZM86 199H85V200H86ZM150 199H151V200H150ZM163 199H164V198H163ZM163 199H161V200H163ZM219 199H220L221 201H220ZM252 199H251V201H252ZM135 200H136V199H135ZM144 200H145V199H144ZM178 200H177V203H179ZM180 200H181V199H180ZM216 200H217V201H216ZM257 200H258V199H257ZM149 201H148V202H149ZM156 201H157V203H156ZM164 201H165V200H164ZM175 201H176V200H175ZM175 201L172 202V204H173V203L175 204ZM185 201H186V202H185ZM247 201H248V200H247ZM247 201H246V202H247ZM251 201H248L247 203H245V204H246V205L244 204L245 207L248 206V205L250 206V204H251V206H250V207L248 206V207H249L250 209H253V208H251V207H252V204H254V203H252L253 201H252V202H251ZM87 202H90V200L88 199ZM126 202H127V201H125V202H124V205H122V206L125 207V205L129 204L130 207L127 205L128 207L126 206L125 209H126V208H127V209H128V208H129V209H132L131 207H133V204L131 205V202L129 203V201H128V203H126ZM135 202H136V201H135ZM145 202H146V201H145ZM180 202H182V201H180ZM187 202H189V203H187ZM256 202H255V203H256ZM125 203H126V204H125ZM136 203H137V202H136ZM146 203H147V202H146ZM154 203H153V204H154ZM186 203H187L188 205H187ZM192 203H193V204H192ZM196 203H195V205H196V208H197L198 205H197ZM210 203H212V204H210ZM248 203H250V204H248ZM155 204H154V205H155ZM163 204H164V203H163ZM174 204H173V206H174ZM191 204H192V205H191ZM217 204H218V202H217ZM247 204H248V205H247ZM150 205H151V204H150ZM190 205H191V206H190ZM210 205H213V206L210 207ZM218 205H219V204H218ZM254 205H255V204H254ZM137 206H138V204H137ZM159 206H160V205H159ZM168 206H169V205H168ZM179 206H178V207H179ZM208 206H209V207H208ZM241 206H242V205H241ZM230 207H233V204H231ZM248 207H247V208H248ZM122 208H123V207H122ZM134 208H135V205H134ZM169 208H170V207H169ZM202 208H203V207H202ZM237 208H238V209H237ZM239 208H241V209H239ZM120 209H121V207H120ZM120 209H119V211H120ZM123 209H124V208H123ZM165 209H166V208H165ZM176 209H177V208H176ZM178 209H180V208H178ZM183 209H184V210H183ZM187 209H188V208H187ZM198 210H199V209H198ZM225 210H226V211H225ZM257 210H256V211H257ZM121 211H122L123 214H124V211H125V213L127 212V210H124V211H123L122 209H121ZM134 211H135V213H136V210H134ZM139 211L141 212V210H139ZM187 211H188V210H187ZM191 211H192V210H191ZM199 211H201V210H199ZM199 211H197V212H199ZM261 211L263 212V214H261ZM219 212H220L221 215L219 214ZM221 212H224V213H221ZM174 213H175V212H174ZM227 213H226V214H227ZM243 213H244V214H243ZM245 213H246V215H247V214H249V215L246 216ZM128 214H131V215L133 214V216H136V217H137V215H138L139 213H137V215H134L133 210H132V211L130 210V211L128 212ZM128 214L126 213L127 216H128ZM140 214H141V213H140ZM140 214H139V215H140ZM179 214H180V213H179ZM189 214L192 215L193 213H189ZM211 214H210V215H211ZM229 214H228V215H229ZM124 215H125V214H124ZM166 215H167V214H166ZM169 215H170V214H169ZM218 215H217V216H218ZM261 215H262V216H261ZM147 216H148V215H147ZM149 216H150V215H149ZM235 216H237V217H235ZM252 216H251V217H252ZM122 217H124L126 220L129 221V218H130L131 216H130V217L128 216V218H126L125 216H122ZM136 217H135V218H136ZM139 217H140V216H138L136 219H138ZM142 217H143V215H142L138 220H136V219H135V220H136L137 222H141V220H142V223H143V221L146 222V221H147V220H146V216L144 215V217H143V218H142ZM168 217H169V216H168ZM175 217H176V216H175ZM215 217H216V218H215ZM232 217H233V218H232ZM246 217L249 218V219L247 220ZM124 218H123V219H124ZM149 218H150V217H149ZM224 218H221V219H224ZM131 219L133 220L134 217H133V218L131 217ZM131 219H130V221H131ZM143 219H144V220H143ZM147 219H148V218H147ZM159 219H160V216H159ZM175 219H176V218H175ZM215 219H219L220 221H219V220H215ZM255 219H256V218H255ZM257 219L254 220L253 222L259 224V221H257ZM145 220H146V221H145ZM164 220H165V219H164ZM166 220H167V216H166ZM245 220H246V221H245ZM251 220H250V221H251ZM128 221H126V222H128ZM136 221L133 220V223L136 222ZM154 221H155V220H154ZM161 221H162V220H161ZM171 221H172V220H171ZM201 221H202V220H201ZM239 221H241V222L244 221V222L246 223V225H245V226H241V225L245 224L244 222H242V224H241V222H240L241 225H239ZM137 222H136V224L139 225L140 223L138 224ZM198 222L200 223V220H199ZM214 222H215V223H214ZM105 223L107 224L108 221L105 222ZM130 223H132V222H130ZM203 223H205V222H203ZM226 223H227V225H226ZM236 223H238L237 226L235 225ZM254 223H253V225H255V227H254V229H255V228H256V224H254ZM99 224H100V223H99ZM99 224H97V225H99ZM134 224H135V223H134ZM136 224H135V225H136ZM168 224H169V223H168ZM170 224H171V222H170ZM170 224H169V225H170ZM201 224H202V222H201ZM247 224H248V225H247ZM262 224H263V223H262ZM100 225H103V224H100ZM100 225H99V226H100ZM107 225H108V224H107ZM110 225H112V224H110ZM155 225H156V224H155ZM155 225H154V226H155ZM197 225H198V224H197ZM205 225H206V223H205ZM215 225H216V224H215ZM238 225L240 226V230H241V231L238 230V229H239ZM103 226H104V225H103ZM132 226L134 227V225H132ZM145 226H147V225H145ZM149 226H150V225H149ZM152 226H153V225H152ZM225 226H226V227H225ZM261 226H262V225H261ZM100 227L102 228V226H100ZM111 227H113V226H111ZM114 227H115V226H114ZM137 227H138V226H137ZM200 227H202V226L200 225ZM205 227H206V226H205ZM211 227H212V226H211ZM216 227L218 228V225H217ZM241 227H243V228H245V229L242 230ZM258 227H259V226H258ZM258 227H257V229H258ZM262 227H263V230H264V226H262ZM131 228H132V227H131ZM131 228L129 227L128 229L131 231ZM135 228H136V227H135ZM135 228H134V229H135ZM202 228H204V227H202ZM226 228H227V230H225ZM234 228H235V230H237V231H235ZM237 228H238V229H237ZM128 229H126L127 232L129 231ZM132 229H133V228H132ZM136 229H137V228H136ZM146 229H147V228H146ZM204 229H207V228H204ZM204 229H203L202 231H205V232H203V233H204V235H206V234H207V233H206L207 230H204ZM213 229H214V228H213ZM218 229H219V228H218ZM254 229H253V231L255 232L256 229H255V230H254ZM101 230H102V229H101ZM104 230H106V229H104ZM104 230H103V231H104ZM119 230H120V229H119ZM138 230L141 231V230L139 229V227H138ZM233 230H234L237 234H239V235H237V236L239 237L238 239H237V236H236L235 239H234L233 236H235L236 233H235V232H234L235 234L232 233ZM249 230H251V232H250ZM91 231H92V233L97 234V231H96V233L93 232L94 230H91ZM111 231H112V230H110L108 233H106V232H104V233L102 232V233H101V232L98 231V235H97V237H98L99 235H100V236H103V235H101V234H104V236H103V237H104V242H105V244H106V242L108 241V242H107L108 246H109V244H110V243H109V239H108V238H109L108 234H109ZM117 231H118V230H117ZM134 231H135V230H134ZM242 231L244 232V233H243V236H242V233H240V232H242ZM118 232H119V231H118ZM123 232H124V231L122 230V233H121V234L119 233V235H118V234L116 233V230H115V232H114V230H113V231H112L113 234H112V233H111V234H112V237H117L116 235H118L119 237H122V236H125L124 233H126V237H127L128 233H127V232H124V233H123ZM238 232H239V233H238ZM114 233H116V235H115ZM137 233H138V232H137ZM205 233H206V234H205ZM209 233H210V232H209ZM111 234H109V235L111 236ZM122 234H124V235H122ZM131 234H132V232H131ZM131 234H129V236H130ZM212 234H214V233H212ZM232 234H233V235H232ZM105 235H107L108 238L105 237ZM114 235H115V236H114ZM138 235H139V234H138ZM207 235H208V234H207ZM220 235H221V234H220ZM240 235H241V236H240ZM252 235H254V234H252ZM252 235H251V236H252ZM95 236H96V235H95ZM133 236H135V235H133ZM212 236H213V235H211V237H212ZM226 236H225V238H226ZM230 236H231V237H230ZM126 237H125V238H126ZM130 237H131V236H130ZM130 237H127V239H124L125 242H124V240H123V244H122L123 247L125 248L124 250H125V251H128V252H127L128 255H127V253H125V251H124V255H126V257L128 256V257H130V258H132V259H133V257H134V258H138V257H139L140 259H141V257H142V260H143V258H144L143 256L145 255V259H144V260H147V259H148L153 253H155L153 250L151 251V249H150L151 252L149 251V252L147 253V256H148V254H149V257H148V258L146 257V254H145V253L147 252L146 250L149 249V247H151V246L153 247V245H151V242H150L151 239H150V240H147V238H150V237H145V236H144L145 238H143V239L141 240L140 238L143 237V236L139 235V236L136 237V238H138V239H135V238H134V240H132V241H135V243H136V240H137V244H134V245H136V246H137V245H140V244L143 245L145 239H146L147 241H145V245H143V246H141V245H140V246H137V248H139V250H137L136 247H133V249L135 248L136 250H132V251H134L135 254H136V253H137V254H138V253H139V254L141 253V254H140V255L138 254L139 256L137 255V256H138V257H137L135 254L133 255V254H132L133 252L131 251V252H132L131 254H132L133 256H132V255H131L132 257L129 256V255H130V252H129V250H126V249H130L131 246H132V245L130 246V243H131V244L134 243V242L131 241L132 238H130ZM139 237H140V238H139ZM208 237H209V235H208ZM232 237H233V239H232ZM253 237H254V236H252V238H253ZM262 237H263V236H262ZM221 238H223V237H221ZM105 239H108V240H105ZM128 239H130L131 242H128V241H129ZM254 239H255V240H258V238H257V239H256L255 237L253 238V241H252V243H251L253 246H255V243L257 242V241H255ZM116 240H117V238H116ZM118 240H121V239L118 238ZM206 240L208 241L207 243H210L209 241H211V239H208L207 237H206ZM212 240H213V239H212ZM230 240L228 239V242H229ZM262 240H263V239H262ZM110 241H112L111 238H110ZM121 241H122V240H121ZM121 241H120V242H117V241H116V242H117L118 244L121 245ZM141 241H143V243H141ZM148 241H149V243H148ZM216 241L218 242V240H216ZM221 241H222V240H221ZM226 241H227V240H226ZM104 242H103V243H104ZM127 242H128V243H127ZM139 242H140V243H139ZM235 242H236V241H235ZM235 242H233V245H232L234 249H232V247H231V245H230V244H232L231 242L228 243L229 246H228V244L225 245V248H226V249H228V248L230 247V248H229V249H231L230 252L232 251V252H231V255H230V254H229L230 252L226 253L227 251H226V249H225V251H226V252H225L226 256H227V255H229V256H233V255L236 253L237 257H239V256H238V255H239L238 253H239V251H240V248H239L238 245H236L237 242H236V244H235ZM242 242H241L240 245H242ZM246 242H247V241H246ZM253 242H254V243H253ZM111 243H112V242H111ZM113 243H115V241H114ZM124 243H125V246H124ZM160 243H161V242H160ZM163 243H164V242H163ZM212 243H213V242L211 241L210 244H212ZM244 243H245V242H244ZM105 244H102V243H101V244L99 245L100 247H98L99 249L101 248V251H100L101 254L105 252V251H102V249H103V250H108V249H109V248H108V249H104V248H107V247L104 246ZM107 244H106V246H107ZM126 244H127V245H126ZM219 244H220V243H219ZM219 244H218V245H219ZM238 244H239V243H238ZM251 244H249V243L246 244V243H245V245H248V248H250L249 245H251ZM256 244H258V243H256ZM261 244H262V243H261ZM128 245H129V248L127 247ZM134 245H133V246H134ZM158 245H159V246H162L163 244H162V245L158 244ZM215 245H216V244H215ZM215 245H214V246H215ZM234 245H236V246H234ZM101 246H102V247H101ZM103 246H104V247H103ZM115 246H116V243H115ZM146 246H147V249H146ZM148 246H149V247H148ZM163 246H164V245H163ZM226 246H227V247H226ZM237 246H238V247H237ZM242 246H243V245H242ZM257 246H258V245H257ZM257 246H256V247H257ZM111 247H112V246H111V244H110V250H111L112 248H113V249L116 248V247H115V248H114V247L111 248ZM143 247H145V248H143ZM152 247H151V248H152ZM221 247H222V246H221ZM262 247H263V246H262ZM78 248H79V247H78ZM142 248H143V250H140V249H142ZM209 248H211L210 245H209ZM212 248L216 249V246H215V247H212ZM212 248H211V249H212ZM222 248H223V247H222ZM235 248H239V251H238V249H236V251H238V252H235V253H234L233 250H235ZM241 248H242V247H241ZM246 248H247V247H246ZM259 248H260V244H259ZM259 248H258V249H259ZM99 249H98V250H99ZM152 249H154V248H152ZM156 249H157V248H156ZM211 249H210V250H211ZM98 250H97V251H98ZM115 250H116V249H115ZM115 250H113V251L111 250V251L114 253ZM157 250H158V249H157ZM160 250H161V248H160ZM216 250H217V249H216ZM220 250H222V249H220ZM223 250H224V249H223ZM255 250H257V249H255ZM94 251H95V250H94ZM97 251L94 252V254H93V252H92L91 257L93 258V255H95V259L98 258V259L100 260V258H99L100 256H97ZM111 251H110V252H111ZM137 251H138V252H137ZM140 251H141V252H140ZM143 251H144L145 253H144ZM228 251H229V250H228ZM245 251H246V250H245ZM79 252H80V254H78V255H82L81 252H83V250L79 248V249H78V253H79ZM98 252H99V251H98ZM106 252H108V251H106ZM152 252H153V253H152ZM240 252H241V251H240ZM242 252H243V251H242ZM247 252H248V251H247ZM95 253H96V254H95ZM118 253H119V252H118ZM118 253H117V250H116V252H115L116 255L114 254L115 256H114L112 253H108V255H105V259H104V257H103L104 255H102L101 258H103L104 261H106L107 264H111L112 262H110V260L112 261V259H113V261H115V260H116L115 257L117 256ZM142 253H144V255H143ZM209 253H210V252H209ZM262 253H264V251H263ZM101 254H100V255H101ZM104 254H106V253H104ZM110 254L113 255L114 258H113V256H111ZM232 254H233V255H232ZM141 255H142V256H141ZM153 255H154V254H153ZM236 255H235V256H236ZM20 256H21V255H20ZM107 256H108V257H107ZM109 256H111V257H109ZM223 256H224V255H223ZM229 256H227V257H225V258H228V261H227V262H228L229 264H231V263H230L231 261L229 262V260H230V259H229V258H230ZM83 257H84V256H82L81 259H83ZM85 257H86V256H85ZM106 257H107V258H106ZM151 257H152V256H151ZM237 257L234 258V259L238 260ZM108 258H109L110 260H109ZM111 258H112V259H111ZM120 258H121V257H120ZM153 258H154V257H153ZM217 258L219 259L220 257H217ZM81 259H80V257H79V260H81ZM103 259H101V261H102ZM106 259H107V260H106ZM134 260H136V259H134ZM149 260H150V259H149ZM220 260H221V259H220ZM232 260H233V258H232ZM236 260L233 261V262H236ZM104 261H102V263H103ZM116 261H118V260H116ZM137 261H138V260H137ZM150 261H151V260H150ZM238 261H239V260H238ZM109 262H110V263H109ZM122 262H123V261H122ZM139 262H140V261H139ZM222 262L224 263V260H222ZM123 263H124V262H123ZM125 263H126V262H125ZM218 263H220V262H218ZM237 263H238V262H237ZM104 264H105V262H104ZM112 264H114V263H112ZM126 264H127V263H126ZM148 264H149V263H148ZM216 264H217V263H216ZM220 264H221V263H220ZM234 264H235V263H234Z\"/></svg>",
	"mask_w": 264,
	"mask_h": 264
}]
</instances>
